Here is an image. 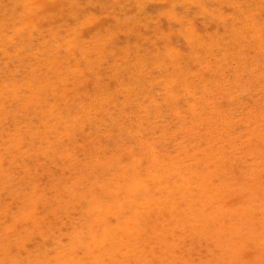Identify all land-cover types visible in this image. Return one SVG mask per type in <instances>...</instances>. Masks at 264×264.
I'll return each instance as SVG.
<instances>
[{
	"label": "rangeland",
	"instance_id": "374dc122",
	"mask_svg": "<svg viewBox=\"0 0 264 264\" xmlns=\"http://www.w3.org/2000/svg\"><path fill=\"white\" fill-rule=\"evenodd\" d=\"M66 1V2H65ZM65 1H63L64 2V8H63V10H58L57 8V11H56V9L54 10V14H51L52 16H54L55 14V16L54 17H50V16H46V17H43L42 19L43 20H45V21H43L42 23H40V25H36V24H33V25H30L31 27L30 28H28V29H30L29 31H27L28 29L26 28V27H29V22L27 21V20H25L26 19V17H22V18H17V13H18V11H19V13H20V10H21V7L23 8V6H21L20 5V7L18 6H16V1L15 0H0V35H1V33L3 34V37L2 36H0V38H2V40L0 41V89L2 88L3 90H0L1 92H0V94L1 93H3V94H5L4 92H6L7 93V95L5 94V95H3L2 94V97L0 96V132L2 133V135L4 136H2L1 135V133H0V158H3V160H4V162L6 163V165L8 166H12L11 168L12 169H14V170H12L10 167H9V169H11L10 171L12 172L13 171V175L11 174H6L5 176H2L3 174H1L0 173V204H2L3 202L6 204H2L3 206H1L0 205V212H1V214H0V224H2V225H0V264H7V262L9 261L10 262V260H11V262L10 263H12V264H22V260H26L27 262H23L24 264H31V262L29 261V260H27L28 259V257L26 258V256H27V253H29V252H31V251H37L38 252V250H39V252H38V254H41L43 251H45L47 254L46 255H43V254H41V255H38L37 254V256H40V257H38L39 258V260H40V263L37 261V256H36V260H34V261H36L37 263L36 264H48V262H50V264H56V260L54 259V257H55V255H56V252H55V249H56V247H54L55 246V243H54V241H53V239L54 238H59V239H61V240H63V244H64V242H66L67 241V239H68V234L69 233H72V232H70V231H72V229H73V224H72V221L74 220L75 222L77 221L78 222V220H79V218L81 217L80 215H82V211L81 210H84V206L86 205V208L85 209H87L88 208V211L92 214V215H94V217L92 216H90V213L88 212V216H90L89 218L92 220L93 218H95V214L93 213V212H97L96 211V207H95V203H96V201H97V198H101L104 194H106V193H103V192H112V189L114 188V187H117V185L118 184H125L126 182H127V180L129 181V180H131V179H134V180H143L144 182L142 183V184H149L151 181H154L153 182V184H155V187H153V185H152V189H153V193H155V192H157V190L158 191H165L164 193L166 194L167 193V191H168V188H169V186L172 184V183H174L176 180V178L173 176V175H171V170H173V169H175L176 168V166L174 165V164H177V163H175V159L178 161L180 158L178 157V158H172L173 157V155H174V157L178 154V153H180L179 151H182V149H185V148H191L192 146H191V144L192 143H194V141L196 140V138L195 137H197V131L198 132H200V139L201 138H203V139H205V136H207L208 135V133H206V131H208V122L210 121V122H212L213 121V124L215 123V125L214 126H217L218 125V128L219 129H221L220 131H224V130H226L225 131V133L227 132V135L225 136V133L224 132H221L222 133V140L223 139H226V140H224V142L222 141V143H226L225 145L223 144L222 146L223 147H225L224 148V154L225 155H231L232 156V158H233V160L236 162H238V160H236V159H239L240 161V163H239V165L240 164H242L241 163V161L243 162V166H242V171H243V169L245 170V168H247V166L252 162V158H251V154H249V152H251L253 149H255V150H258V151H264V146H263V144H264V139L262 140L261 138L262 137H260V135L263 133V131H264V125H257V128H256V124L257 123H254V124H250V126L249 125H246V123L248 122L249 123V121L247 120V119H243V116L245 117V114H241L242 112L243 113H245V111H246V109H243V108H241V110L239 109L240 107L237 105V104H235V102H234V104L233 105H231V113L230 112H228L226 115H228V114H230V115H228V116H226V115H224V112L223 113H221V114H219L218 116H216L215 115V118L213 117V115L211 116L210 115V108L208 109V107H209V105L208 106H204L205 105V103H204V105H202L204 108L205 107H207V109H205L204 110V108H203V112H206V110H208L206 113L208 114H204V113H202L201 114V116H202V118L201 117H199L198 119H195V122H191L192 121V119H193V114H194V105L192 106V108H191V106H189V105H191V104H194L195 103V100L196 99H198L197 98V96H199L200 95V93H198V92H195L194 90H196V91H198V90H204L203 92H202V96H201V99H203V97H204V93L206 94L208 91L207 90H209V91H213V93L215 94V96L217 95V93H216V88L214 89L213 87H212V85L211 86H209V85H207L206 83H204L202 80H203V78L204 77H202V76H205V78H206V76H207V78L209 77L208 75H210L211 73H215V72H217L216 74H219L220 72H219V70L221 69L222 71L224 70L227 74H229V76H230V74H233V70L231 69L232 67H234L233 65L235 64L234 63V60L231 58L232 56L231 55H228L229 54V50L226 48V46H224V45H222V46H224V47H222V46H220V47H222V49L220 48V47H217L216 45L217 44H215L214 42L216 41L217 42V39H219L220 38V41L222 42V44L225 42L226 43V41L227 42H231L232 41V43L234 44L235 42H237L238 40H239V42H237L236 44H238L237 45V48L239 49H244V52H245V54H247L246 52H248V54H249V52L251 51H253L252 49H254L256 46H264V45H261L262 44V42H263V39H264V8L262 7V6H259V4H257V5H255L254 3V8L252 7V6H250L249 5V2H247V0H219L220 2H218V0H201V2L199 1V0H145V1H142L143 2V5H144V3L146 2L147 4H153L152 6H154V8L153 7H150L151 5L149 4V7H148V5L145 3V5L143 6H141L140 7V9L138 8L136 11L139 13V16L138 17H141V15H140V13H142V11H144V9H145V11H144V13H142V16H143V18H138L137 19V16H135V19H137V20H139V21H137V20H135V22H136V25H133V23H131L132 24V27L130 28V27H128V29L126 28V25L124 26L123 24H122V27L121 26H119V28H117V27H112V30H115L116 28L118 29H116L117 30V32L116 31H114L115 32V35H112V33L111 32H109L110 30H108L107 28L109 27V24L108 25H105V26H107V27H105V26H103L104 25V23L106 22H108L110 19H109V17H110V15L112 16L111 17V20H113V16H115L118 20H121L122 21V18L121 17H124L123 15V13H125L126 14V11L124 12V10L123 11H121V9H120V11H118L116 8L118 7V9H119V5H120V3H119V5H117V4H114V2L115 3H118V2H116L117 0H104V2H103V0H101V2H103L105 5H109L108 7H110L109 8V10H108V7L107 8H101V6L100 5H97L98 4V2H97V4H96V6H94V4L96 3L95 2V0H91V1H94V2H90L89 0H74L75 2H76V4L77 5H75V2L73 3V2H71V0H65ZM79 1V2H78ZM88 2L89 1V4L88 3H85V2ZM96 1H100V0H96ZM109 1H110V3H109ZM122 1V0H121ZM215 1H217V2H215ZM223 1V3H221ZM237 1H238V3H237ZM240 1H242V2H240ZM256 1H259V2H261L262 3V1L261 0H256ZM13 2H15L14 4H13ZM108 3V4H106V3ZM113 2V3H112ZM149 2V3H148ZM155 2V3H154ZM167 2V3H166ZM188 2V3H187ZM205 2V3H204ZM85 3V4H84ZM129 3V4H128ZM161 3V4H160ZM166 3V4H165ZM186 3V4H185ZM221 3V4H220ZM232 3V4H231ZM244 3V4H243ZM20 4V3H19ZM73 4H74V6H73ZM100 4V3H99ZM121 4H124V6H125V4H126V9L128 8H130L131 9V7H129L131 4H133V5H131L132 6V9L134 8V9H136L137 7L136 6H134L135 4H134V2H130L129 0H125V2H122ZM225 4V5H224ZM228 4V5H227ZM232 6H231V5ZM249 6H248V5ZM264 3H262V5H263ZM16 7H15V6ZM116 5H117V7H116ZM128 5V6H127ZM177 5V6H176ZM195 5V6H194ZM200 5V6H199ZM222 5V6H221ZM234 5V6H233ZM246 5V6H245ZM252 5V4H251ZM87 6H89V7H87ZM90 6H92L93 7V9L90 7ZM98 6V7H97ZM134 6V7H133ZM202 6V7H201ZM218 6V7H217ZM257 6V7H256ZM75 8V9H77L78 11H76L77 13L79 12V13H81L80 14V16H81V19L78 21L79 23H74L73 22V20H72V22L71 23H73V24H70L69 23V28H70V30H69V28H68V26L66 25V23H68V21H71V20H68L67 21V19H64V18H68V13H70V11H71V8ZM86 7V8H85ZM96 7V8H95ZM171 9H170V8ZM187 7H188V9H187ZM190 7V8H189ZM234 7V8H233ZM243 7V8H242ZM250 7H252V8H250ZM16 8H19V9H16ZM55 8V7H54ZM84 8V9H83ZM88 8V9H87ZM90 8V9H89ZM149 8V9H148ZM150 8H153V9H151L150 10ZM156 8H158L157 10H156ZM167 8V9H166ZM201 8V9H200ZM236 8H237V10H236ZM242 8V9H241ZM94 9H96V10H94ZM101 9L103 10V11H101ZM106 9H107V11H106ZM116 9V10H115ZM133 9V10H134ZM163 9V10H162ZM169 9L171 10V11H169ZM222 9V11H220ZM239 9H240V11H239ZM252 9H253V11H252ZM83 10H84V13H83ZM85 10H89V11H91V12H89V11H85ZM111 10V11H110ZM115 11L114 13H113V11ZM147 10V11H146ZM161 12H159V11ZM188 10V11H187ZM192 10V11H191ZM195 10V11H194ZM206 10V11H205ZM218 10V11H217ZM235 10V11H234ZM245 10V11H244ZM246 10H248V12H250V13H248ZM255 10H257V11H255ZM16 11V12H15ZM22 11V10H21ZM53 11V10H52ZM149 11V12H148ZM157 12V14L156 13H153V12ZM165 11V12H164ZM208 11V12H207ZM234 11V12H233ZM238 11V12H237ZM72 12H74V11H72ZM89 12V13H88ZM101 12V13H100ZM102 12H106V13H102ZM109 12V13H108ZM120 12H122V13H120ZM132 12H134V14H135V11H132ZM147 12H148V14H147ZM171 12V13H170ZM192 12V13H191ZM193 12H194V14H193ZM196 12H197V14H196ZM198 12L200 13V14H198ZM217 12H219V13H217ZM252 12V13H251ZM62 13V14H61ZM100 13V14H99ZM111 13V14H110ZM117 13H119V16H118V14ZM138 13L136 14V15H138ZM146 13V14H145ZM153 13V14H152ZM164 13H166L167 15L166 16H164L165 14ZM170 13V14H169ZM190 13V14H189ZM204 13V14H203ZM227 13V14H226ZM235 13V14H234ZM239 13V14H238ZM242 13V14H241ZM256 13V14H255ZM257 13H258V15H257ZM15 14V15H14ZM66 14V15H65ZM86 14H88L89 15V18L86 16ZM95 14V15H94ZM98 14V15H97ZM103 14V15H102ZM156 14V15H155ZM159 14H161V15H159ZM193 14V15H192ZM239 16H238V15ZM58 15H59V17H58ZM82 15H85V19H84V17H82ZM122 15V16H121ZM144 15L148 18V20H147V22L144 20V19H146V18H144ZM152 15V16H151ZM157 15H159V16H157ZM199 15H200V17H199ZM206 15H207V17H206ZM244 17H243V16ZM257 15V16H256ZM9 16H11V18L14 20H17L18 19V21H17V23L15 22V20L14 21H12V19L10 20L8 17ZM13 16V17H12ZM15 16V17H14ZM19 16V15H18ZM121 16V17H120ZM151 16V17H150ZM156 16V17H155ZM184 16V17H183ZM188 16H191V17H188ZM194 16V17H193ZM235 16V17H234ZM47 17H49L50 18V20H49V18H47ZM56 17V18H55ZM58 17V18H57ZM106 17V18H105ZM153 17H155V18H153ZM157 17H158V20H157ZM182 17H183V19H182ZM187 17L189 18V20L187 19ZM210 17V18H209ZM54 18H55V23L56 24H54L53 23V21H54ZM108 18V20H106ZM125 18V17H124ZM123 18V19H124ZM165 18V19H164ZM202 18H204L203 20H202ZM251 18H252V20H251ZM257 18V20H254V19H256ZM53 19V20H52ZM60 19V20H59ZM98 21H97V20ZM151 19H153V20H151ZM203 21H201V20ZM207 19V20H206ZM232 19H234V21L232 20ZM235 19H237V20H235ZM247 19V20H246ZM260 19V20H259ZM9 20V21H8ZM82 20V21H81ZM89 20H90V24H86L85 22L87 21V22H89ZM106 20V21H105ZM144 20V21H143ZM157 20V21H156ZM183 20V21H182ZM195 20H197V21H195ZM199 20H200V22H199ZM241 20H243L242 22H241ZM10 21L11 22H14V24H12V23H10ZM65 23V26H63V27H61V24H64L63 22ZM85 21V22H84ZM100 21H102V22H100ZM148 21H150V23L148 22ZM152 21H153V23H152ZM156 21V22H155ZM236 21V23H234ZM262 21V22H261ZM45 22V23H44ZM47 22H48V24H47ZM49 22H51V23H49ZM60 22H62V23H60ZM109 22H111V21H109ZM114 22H117V20L114 18ZM134 22V23H135ZM144 22H146V23H144ZM186 22V23H185ZM195 22V23H194ZM226 22V23H225ZM252 22V23H251ZM258 22V23H257ZM261 22V23H260ZM10 23V24H9ZM58 23V24H57ZM60 23V24H59ZM101 23V24H100ZM140 23H144L142 26H143V28H142V26H141V24ZM158 23V24H157ZM181 23V24H180ZM250 23V24H249ZM256 25H255V24ZM16 24H18V25H16ZM95 24V25H94ZM96 24L97 25H101V26H96ZM138 24V25H137ZM206 24V25H205ZM224 24V25H223ZM243 24V25H242ZM245 24H249V25H245ZM258 24V25H257ZM8 25V26H7ZM13 25V26H12ZM41 25H43V26H41ZM51 25H52V27H51ZM55 25V26H54ZM56 25H57V27H56ZM60 25V26H59ZM78 25V26H77ZM88 25V26H87ZM227 25V26H226ZM236 25V26H235ZM254 25V26H253ZM263 25V26H262ZM22 26H25V27H23L24 28V31H25V33L27 34V32H28V35H25L26 36V38L25 39H23V36L24 35H22L24 32H23V28H21ZM75 26H77L76 28H75ZM92 26V27H91ZM114 26H115V24H114ZM147 26V27H146ZM158 26V27H157ZM165 26V27H164ZM190 26H191V28H190ZM223 26V27H222ZM230 26V27H229ZM235 26V27H234ZM243 26H245V27H243ZM247 26H249L248 28H246ZM253 26V27H252ZM2 27V28H1ZM38 27V28H37ZM57 29H56V28ZM95 27L97 28V29H95ZM105 27V28H104ZM125 27V28H124ZM146 27V28H145ZM204 27V28H203ZM228 27V28H227ZM256 29H255V28ZM4 28V29H3ZM19 28H21V30H20V32H18V33H20V34H18V35H20L19 37L17 36V34L15 35V31L17 32L18 31V29ZM33 28H35L34 29V31L36 30H38L37 32L35 31H33ZM37 28V29H36ZM48 28H49V32L50 31H52V32H55V30H56V37L55 36H53V37H55L56 39H58V41L57 40H55V39H53V37H52V35L50 36V33L48 32ZM58 28H59V30H58ZM63 28H64V30H63ZM114 28V29H113ZM142 28V29H141ZM186 28H188V29H186ZM232 28L234 29V30H232ZM237 28V29H236ZM243 28V29H242ZM259 28V29H258ZM263 28V29H262ZM3 29V30H2ZM51 29V30H50ZM83 29H85L84 31H83ZM89 29V30H88ZM107 29V30H106ZM131 29V32L133 31V33L131 34V32L129 31ZM133 29V30H132ZM136 29V30H135ZM139 29V30H138ZM158 29H160L161 31L159 32V30ZM206 29V30H205ZM219 29H221L220 31H219ZM224 29V30H223ZM226 29V30H225ZM235 29H236V31H235ZM241 31H240V30ZM250 29V30H249ZM15 30V31H14ZM61 30H63V31H61ZM66 30H68L69 32L71 31H76L75 33H76V35L78 36V35H80V36H78V40H76L75 42H72L71 43V39H72V37L74 36V34L72 33L71 34V32H70V34H68L69 32H67V34L65 33L66 32ZM87 30V31H86ZM122 30V31H121ZM128 30V32L130 33H127L126 31ZM206 32H208V33H206ZM23 33H22V32ZM35 33V35H33L32 37H34V39L32 38V41L30 40V39H28V41L26 40L29 36H30V33L29 32H31V33H33V32ZM81 31V32H80ZM83 31V32H82ZM198 31L200 32V33H198ZM210 31V32H209ZM224 32V34L225 33H227V34H223V36H220V35H222V33ZM227 31V32H226ZM234 31V32H233ZM244 31V32H243ZM60 32H64V33H61V35L59 34ZM186 32V33H185ZM188 32V33H187ZM220 32H222V33H220ZM229 32V33H228ZM241 32V33H240ZM249 32V33H248ZM33 33V34H34ZM97 33V34H96ZM99 33H100V35H99ZM106 33V34H105ZM116 33H117V35H116ZM136 33V34H135ZM184 35H183V34ZM197 35V33L198 34H200L201 36H199V40H197L196 38L198 37V35L196 36L195 34ZM233 33V34H232ZM235 33V34H234ZM237 33V34H236ZM118 34H120V35H118ZM186 34V35H185ZM187 34H189V35H187ZM194 34V35H193ZM210 34H212V35H210ZM213 34H214V36H213ZM230 34H232V36L230 35ZM63 35L65 36V37H63ZM73 35V36H72ZM95 35H96V40H98V38H100V37H102V39L103 40H105L106 42H104L103 40V43L101 42V43H95L94 42V38H95ZM98 35V36H97ZM130 35V36H129ZM181 35V36H180ZM194 36V39H192V37ZM202 35L203 36H205V39H203L204 37H202ZM207 35V36H206ZM213 36L215 39H213V37H209L208 38V36ZM229 35V36H228ZM237 35H240V36H237ZM241 35H242V37H241ZM72 36V37H71ZM109 36H112V37H114V42H116L117 40H119V41H117L115 44H113V45H115V46H112V43H111V41L109 42V40L107 39V37L109 38ZM179 36V37H178ZM183 36V37H182ZM231 36V37H230ZM234 36V37H233ZM62 37L64 38V39H62ZM120 39H119V38ZM127 37V38H126ZM131 37V38H130ZM145 37V38H144ZM184 37H186V38H184ZM190 39H189V38ZM196 37V38H195ZM207 37V38H206ZM227 39H226V38ZM232 37H233V39H232ZM246 37V38H245ZM254 37V38H253ZM259 37V39H257ZM21 38H22V40L23 41H25V42H23V44H21V45H24V48H18V46L20 45L19 44V40H21ZM40 38V39H39ZM50 39L51 40V38H52V42L51 41H49V40H47V39ZM130 38V39H129ZM225 38V39H224ZM252 38V39H251ZM39 39V40H38ZM62 39V40H61ZM110 39V38H109ZM116 39V40H115ZM196 39V40H195ZM212 39V40H211ZM232 39V40H231ZM247 39H248V41H250V42H246L247 41ZM142 40V41H141ZM162 40V41H161ZM182 40V41H181ZM188 40H190L189 42H191V44L190 43H188ZM191 40H193V41H191ZM207 41L206 43H207V47H206V49L208 50L206 53L204 52V50H203V48H201L202 46H200L199 44V42H205V41ZM211 40V41H210ZM214 40V41H213ZM226 40V41H225ZM241 40V41H240ZM243 40H245V41H243ZM257 40H258V42H257ZM29 41H31V42H29ZM41 43H40V42ZM48 41V42H47ZM65 41V42H64ZM70 41V42H69ZM73 41V40H72ZM78 41V42H77ZM84 41V42H83ZM147 41H149V43H146ZM178 41V42H177ZM196 41H197V43H199V44H197L196 43ZM224 41V42H223ZM235 41V42H234ZM28 44H27V43ZM38 42V44H36ZM69 42V43H68ZM174 42H175V44H174ZM184 42V43H183ZM209 42H211V43H209ZM253 43V45H251L252 43ZM46 43H47V45H46ZM50 43H52L53 44V49L51 50V52L49 51V48H48V46L50 47ZM73 43H75L74 45H77L75 48H72V46H73ZM77 43H80V44H77ZM96 44V46L97 47H101L100 49H103V53L101 54V57H104V59L102 58V60H101V58H100V60H96V61H94V59H95V54H94V50L96 49L95 48V44ZM107 43V44H106ZM117 43H122V45L120 46L119 44H117ZM126 43V44H125ZM128 43V44H127ZM130 43H132V45L135 47V48H137V49H133L134 47H131V44ZM185 43H187V45L185 44ZM196 43V44H195ZM248 45H247V44ZM250 43V44H249ZM255 43V44H254ZM259 43H261V44H259ZM7 44H9L8 46H7ZM41 44H43V45H41ZM45 44V45H44ZM72 46H71V45ZM98 44V45H97ZM106 45V47H107V45L109 46L110 44V47H105V46H102V45ZM129 44H130V46H129ZM241 44L243 45L242 46V48H241ZM259 44V45H258ZM11 45V46H10ZM20 45V46H21ZM28 45V46H27ZM36 45V46H35ZM41 45V46H40ZM60 45V46H59ZM62 45H64L63 47H65V48H63L62 47ZM69 45V46H68ZM91 45V46H90ZM141 45H142V47H141ZM182 45V46H181ZM192 45L195 47V49H193L194 47H192ZM197 45V46H196ZM235 45V44H234ZM252 47H250V46ZM5 46V47H4ZM6 46H7V48H6ZM26 46V47H25ZM94 46V47H93ZM117 46V51L115 50L116 48H113L114 49V51L115 52H117L116 53V55L117 54H119L120 55V61H117V60H119V58L118 59H116V60H114L113 61V59H115V58H117V57H119V55L118 56H115V54H113V53H115V52H113V53H111V48L112 47H116ZM120 48H119V47ZM125 46H127V47H125ZM144 46V47H143ZM161 46V47H160ZM177 46H179V47H177ZM217 48H216V47ZM236 46V45H235ZM245 46H246V48H245ZM248 46H249V48H248ZM55 47H57V48H55ZM105 48V50H104V48ZM123 47H125L126 48V50H127V48H129V47H131V49L133 50V51H139V53H138V51H137V54H138V59L137 58H135L134 57V54H133V56L131 55L132 54V51H130L131 53H130V55L132 56H129V57H131V58H127L125 55L127 54H129V51H126L127 53L125 54V49L123 48ZM159 47V48H158ZM164 47V48H163ZM167 47H169V48H167ZM182 47V48H181ZM184 47V48H183ZM187 47V48H186ZM200 47V48H199ZM214 47V48H213ZM259 47H257V49H260ZM43 48V49H42ZM61 48V49H60ZM68 48V49H67ZM70 48H72L71 50H69ZM109 48H110V50H109ZM122 48V49H121ZM140 48V49H139ZM143 48V49H142ZM163 48V49H162ZM174 48V49H173ZM190 48V49H189ZM197 48V49H196ZM212 48H213V50H212ZM216 48V49H215ZM219 48V49H218ZM251 48V49H250ZM21 49H23L22 51H20ZM57 49V50H56ZM121 49V51H119ZM141 49H142V51H141ZM144 49H147V50H149V51H145V53H147L148 55H147V57H148V61H151L150 60V58H151V56H153L154 54H155V51H156V49H157V51H156V53H160V51H161V57L162 58H160L161 60H159V63H160V68L162 69V71L160 72V70L158 69V68H153V67H151L150 66V64L148 63V64H146L145 65V67L147 66L148 68H146V71L147 72H145V73H149V74H151L152 73V75L151 76H153L154 75V80H157V79H155V77H159L160 75H162V74H170L169 76H171V77H175V75L177 76V75H179V74H184L185 75V73L188 71V72H191V74L190 73H186V75L185 76H187V77H189L188 78V80H187V84L186 85H182V86H179V89H178V91H179V93H178V91H177V88L176 89H174V92L176 93H174L173 91H172V89L170 88V85L168 86L166 83H164V86H163V84L161 85L160 84V86L158 87V84H153L152 85V83H150V81H151V79H153L152 77H146V78H148L149 80H146V78H144L143 80H144V82H145V80H146V82H145V86L148 88L147 90V94L148 95H150L151 97H148V101L149 100H152L153 102H154V104H157V105H155V107L157 106L159 109H157V110H155L154 109V112L151 114L150 112L148 113V111L147 110H145V112L144 111H141V112H139V113H136V115H138V119H132L131 120V118H129V116L131 115V113L135 110V109H137V108H139V107H137V106H133V107H128V106H126L125 105V95H122V94H126L125 93V91H124V93H122V94H120V95H118L119 97H117L116 98V96H117V94L115 93L116 92V89H117V83L113 80V74H117V75H120L121 74V76L123 77V78H125V80H126V83L129 81L128 79H130V76H129V78H128V72L130 71V70H128V69H131V68H133L132 70H133V72L134 73H137V71H139V70H137L138 69V61L137 60H139V55L142 53V52H144L143 50ZM155 51H154V50ZM158 49H159V51H158ZM166 49H167V51H166ZM200 49H202V50H200ZM218 49V50H217ZM44 50H47L46 52L44 51ZM66 50V51H65ZM108 50L110 51V52H108ZM153 50V51H152ZM163 50V51H162ZM186 52H185V51ZM191 50V51H190ZM210 50V51H209ZM212 50V51H211ZM246 50H249V51H246ZM19 51H20V53H19ZM43 51V52H42ZM54 51H56V52H58L57 54L58 55H60L61 57H62V59H63V61L65 62V61H67V59L69 60V65H71V64H73V65H71V66H69L66 62L65 63H63V64H66V65H63V66H61V70H63V67H67V65L69 66V67H73L74 69H75V71H76V73H77V75H74L75 73V71H73L72 69H71V72L72 73H74V74H70V75H67V73H65V71H67L66 69H64L63 71H64V73H62L63 71H60V73H58V74H60L59 76H58V74H56V73H54L53 71H52V69L50 70V67L52 68V66L53 65H51L52 64V62H53V60L51 59L52 57L54 58V56H57V55H55L56 54V52H54ZM71 53H70V52ZM104 51L106 52L105 54H104ZM151 51L152 52H154L153 54L151 53ZM199 51V52H198ZM22 52V53H21ZM48 52V53H47ZM120 52V53H119ZM135 52H133V53H135ZM178 52V53H177ZM184 52V53H183ZM188 52H190V53H193V54H188ZM196 52V53H195ZM215 52H216V54H215ZM52 53V54H51ZM71 54V56H69L70 54ZM110 53V54H109ZM151 55H150V54ZM182 53V54H181ZM201 53V54H200ZM204 53H205V55H204ZM209 53V54H208ZM214 53V54H213ZM82 54H84V56H86V57H84V59H79L80 60V62L78 61H76V60H74L75 58H77V57H79V58H81V55ZM86 54V55H85ZM106 54H107V56H106ZM123 54H125L124 56H123V58L124 57H126V59H122L121 58V56L123 55ZM169 54H173L172 55V57H170L171 55H169ZM212 54V55H211ZM227 54V55H226ZM50 55V56H49ZM52 55V56H51ZM87 55H89V56H87ZM93 55V56H92ZM104 55V56H103ZM112 57H111V56ZM114 55V56H113ZM142 55V54H141ZM140 55V56H141ZM164 55V56H163ZM178 55V56H177ZM191 57V60L192 61H190V57ZM193 57H192V56ZM46 56H48L47 57V59L45 58V60H43L44 59V57H46ZM60 56H58L59 58H60ZM77 56V57H76ZM92 56V57H91ZM149 56H150V58H149ZM197 57V58H195V57ZM206 56V57H205ZM210 56V57H209ZM67 59H66V58ZM75 57V58H74ZM114 57V58H113ZM188 57V58H187ZM209 57V58H208ZM216 58V60H215V58ZM223 57V58H222ZM72 58H74V59H72ZM136 59V62H134L135 61V59ZM174 58V59H173ZM180 58V59H179ZM186 58H187V60H186ZM221 58H222V60H221ZM66 59V60H65ZM90 59L92 60V61H94V62H92V61H90ZM130 59H132V62H131V60ZM152 59V58H151ZM167 59V60H166ZM217 59H219V60H217ZM26 60H27V62H26ZM72 60V61H71ZM124 60V61H123ZM128 61L127 62V64L129 63V65H125V63H126V61ZM130 60V61H129ZM179 60V61H178ZM189 60V61H188ZM209 60L211 61V62H209ZM231 60V61H230ZM46 61V62H45ZM48 61V62H47ZM88 62V63H92V64H88V63H85V62ZM90 61V62H89ZM172 61H173V63H172ZM178 61V62H177ZM205 61H207V62H205ZM218 61V62H217ZM230 63H229V62ZM26 62V63H25ZM70 62H71V64H70ZM75 62V63H74ZM77 62V63H76ZM83 63V64H79V63ZM116 62V63H115ZM117 62H120V66H123V65H125V67L123 66V68L124 69H122V67L121 68H119L120 66H118L119 64L117 63ZM125 62V63H124ZM169 62V63H168ZM175 62H177V64H175ZM43 63V64H42ZM47 63V64H46ZM95 63V64H94ZM115 63V64H114ZM124 63V64H123ZM133 63H137L136 65H137V67H136V65H134ZM168 63V64H167ZM187 63V64H186ZM191 63V64H190ZM200 63V64H199ZM210 64L209 65V68L210 69H207L208 68V65H206V64ZM215 63V64H214ZM225 63V64H224ZM48 64H50V65H48ZM77 66H76V65ZM133 64V65H132ZM167 64V65H166ZM228 64H230V65H228ZM89 65V66H88ZM98 65V66H97ZM131 65L132 66H134V67H131ZM149 65V66H148ZM201 65L203 66V67H201ZM225 67H224V66ZM226 65H228V66H226ZM231 65H232V67H231ZM47 66H48V68H47ZM50 66V67H49ZM97 66V67H96ZM165 66V67H164ZM171 66H173V67H171ZM205 66V67H204ZM220 68H219V67ZM118 67V68H117ZM144 67V68H145ZM169 67V68H168ZM181 67V68H180ZM197 67H198V69H200L201 70V72L197 69ZM215 67V68H214ZM217 67V68H216ZM223 67V68H222ZM229 67V68H228ZM231 67V68H230ZM37 68V69H36ZM184 68H186L187 70H185ZM188 68H189V70H188ZM191 68V69H190ZM212 68V69H211ZM36 69V70H35ZM114 69V70H113ZM122 69V70H121ZM135 69V70H134ZM169 69V70H168ZM175 69V70H174ZM178 69V70H177ZM181 69V70H180ZM217 69V70H216ZM219 69V70H218ZM228 69V70H227ZM84 70V71H83ZM131 70V71H132ZM137 70V71H136ZM165 70V71H164ZM205 70V71H204ZM208 70H210V72L208 71ZM214 70H215V72H214ZM220 70V71H221ZM49 71V72H48ZM51 71H52V73H51ZM115 73H114V72ZM126 71V72H125ZM151 71H153V72H151ZM183 71V72H182ZM186 71V72H185ZM228 71H230V73H228ZM47 72V73H46ZM82 72H84V73H82ZM163 72V73H162ZM171 72V73H170ZM173 72H175V75L174 74H172ZM182 72V73H181ZM199 73L198 75V78H197V75H195L196 73ZM206 72V73H205ZM62 73V74H61ZM162 73V74H161ZM209 73V74H208ZM41 74H43V75H41ZM137 74H139V72L137 73ZM194 74V75H193ZM206 74V75H205ZM38 75H39V77H38ZM57 75V76H56ZM64 75V76H63ZM79 75V78L78 77H74V76H78ZM158 75V76H157ZM43 76V77H42ZM68 78H66V77ZM73 76V77H72ZM34 77V78H33ZM37 77V78H36ZM52 77H53V79H52ZM56 77V78H55ZM59 77V78H58ZM193 79H192V78ZM195 77V78H194ZM62 78H65L66 79V81L67 82H65V79L63 80ZM72 78V79H71ZM138 78V77H137ZM140 78V77H139ZM151 78V79H150ZM201 78H202V80H201ZM204 78V79H205ZM26 79V80H25ZM34 79H36L37 81H35ZM48 79V80H47ZM192 79V80H191ZM195 79V80H194ZM198 79V80H197ZM25 80V81H24ZM58 80V82H56ZM68 80H70V81H68ZM74 80V82H72ZM85 80V81H84ZM100 80V81H99ZM134 80V79H133ZM132 80V81H133ZM202 82H201V81ZM7 81H9V82H7ZM27 81V82H26ZM54 81V82H53ZM100 84V85H103L104 86V88L106 87V90L103 92V86H97V82ZM149 81V82H148ZM199 82V84L197 85V86H199V89L197 90V89H194L193 91L191 90V87H190V85L191 84H193V83H196V82ZM40 84H38V83ZM41 82V83H40ZM65 82V83H64ZM130 82V81H129ZM141 82H142V80H141ZM152 82V81H151ZM190 82V83H189ZM197 82V83H198ZM8 84V86H5L6 84ZM49 83V84H48ZM71 83V84H70ZM116 83V84H115ZM204 83V84H203ZM5 84V85H4ZM11 84V85H10ZM22 84H24L23 85V87H21L22 86ZM37 85V86H35V85ZM42 84V85H41ZM45 84V85H44ZM62 84V85H61ZM21 85V86H20ZM64 88H62L61 86ZM157 85V86H156ZM187 85H189L188 87H186ZM202 85H205V86H203L202 87ZM11 88H10V87ZM18 86H20V87H18ZM34 86V87H33ZM53 86V87H52ZM57 86H58V88H57ZM128 86V85H127ZM127 86H125V88L126 89H128V87ZM166 86H168L167 88H166ZM3 87H6V90H4L5 88H3ZM15 87H17V89H20V88H23L22 90H18V92H17V89L15 88ZM42 89H41V88ZM44 87V88H43ZM114 87H116V88H114ZM157 87V88H156ZM161 87V88H160ZM183 87V88H182ZM190 87V88H189ZM206 87V88H205ZM208 87H209V89H208ZM212 87V90H210V88ZM7 88H8V90L9 91H7ZM78 88V89H77ZM83 88V89H82ZM188 88H189V90H188ZM44 89H48V90H45L44 91ZM97 89V90H96ZM157 89H161L160 91L159 90H157ZM181 89H183V90H181ZM187 89V90H186ZM11 90V91H10ZM12 90L14 91V95H13V93H10V92H12ZM36 90H38V91H36ZM44 91L43 93H42V91ZM152 90V91H151ZM173 92L172 94H170V93H168V92ZM19 91H22V92H20V95H18L19 94ZM24 91V92H23ZM41 91V92H40ZM48 91V92H47ZM108 91V92H107ZM181 91V92H180ZM205 91H207V92H205ZM8 92H9V94H8ZM18 93V94H16V93ZM35 92V93H34ZM38 92H40L39 94H37ZM77 92V93H76ZM118 92V91H117ZM123 92V91H122ZM218 92V91H217ZM22 93V94H21ZM30 93V94H29ZM48 93V94H47ZM161 95H160V94ZM196 93H198L197 94V96L196 95H194V94H196ZM243 93V92H242ZM241 93V94H242ZM246 92H244L241 96H243V95H245L244 97H243V100L248 104V105H254V101H253V98L252 97H250V96H248V95H250V93H248V94H245ZM37 96H36V95ZM70 94V95H69ZM94 94H98L101 98H103V100L104 99H106V108L103 110L104 112H102L101 113V107H100V104L99 103H94V101H92L91 100V98H89L91 95L93 96ZM109 95V96H105V95ZM173 94H175V96L173 95ZM223 94V92H221L220 93V95H222ZM263 95H264V93H262ZM261 94V95H262ZM49 97H48V96ZM67 95V96H66ZM72 95V96H71ZM169 95V96H168ZM173 96V97H171V96ZM207 95V94H206ZM220 95H219V92H218V96L220 97ZM247 95V96H246ZM260 94L259 95H257V97H260L261 96ZM15 97V98H13V97ZM33 96H34V98H36V101L39 99V96H41L40 97V99L38 100V102L39 103H41V104H36V101H35V99H33ZM56 96V97H55ZM62 96V97H61ZM79 96H81V97H83V98H85V101L84 102H86V106H84V105H82V106H84L83 108H81V109H79V110H82L81 112H83L84 114L82 115V113H81V117L83 118V122L84 123H86V125H85V127H83V126H80V125H75V126H72V121H71V119L72 120H75V118H77L78 116H74V115H76L75 114V112H77L78 110V108H74V106H76L77 107V105H74L73 107H72V109L68 112L67 110V105H66V103H65V101L67 100H69V97L71 98L70 100H71V102L73 101V100H75V99H78L77 100V102L76 103H79L80 102V99L81 98H79ZM112 96V97H111ZM153 96V97H152ZM194 96H196V97H194ZM217 96V97H218ZM9 97H12V98H10L9 99ZM45 97V98H44ZM74 97V98H73ZM165 97H170L171 99H173V103H172V105L174 106V107H169V106H167L168 104L167 103H165ZM184 97L186 98V100H184ZM190 97V98H189ZM192 97V98H191ZM247 97H250L249 99H251V100H249ZM23 98H24V100H23ZM26 98V99H25ZM29 98V99H28ZM47 98V99H46ZM66 98V100H64V99ZM68 98V99H67ZM97 98H99V97H97ZM114 98V99H113ZM163 98V99H162ZM180 98V99H179ZM9 99V100H8ZM44 101V99H45V101L43 102L42 100ZM116 99V100H115ZM128 99H130V98H128ZM183 101H182V100ZM192 99V100H191ZM12 100V101H11ZM13 100H15L14 102H13ZM25 100H27V101H25ZM29 100V101H28ZM62 100H64V101H62ZM69 100V101H70ZM179 100V101H178ZM191 100V101H190ZM216 100L218 101V100H220L219 98H216ZM18 101V102H17ZM20 101H21V103H20ZM34 101V102H33ZM41 101V102H40ZM185 101H188L186 104H185ZM251 101H253V102H251ZM264 101V100H263ZM23 102V103H22ZM27 102H31L30 103V105H22V104H25V103H27ZM62 102V103H61ZM179 102H181V103H178ZM184 102V103H183ZM21 105H20V104ZM33 103H35V104H33ZM44 103V104H43ZM190 103V104H189ZM166 105L167 107H165L164 105ZM178 104V105H177ZM34 105V106H33ZM177 105V106H176ZM198 105H200V104H198ZM10 106V107H9ZM108 106H109V108H108ZM126 106V107H125ZM184 106V107H183ZM189 106V107H188ZM249 106V107H250ZM53 109H52V108ZM59 107L61 108V109H59ZM175 107H176V110H175ZM179 107H181V108H179ZM161 108V109H160ZM172 109V111L173 110H175L176 112H170L171 111V109ZM259 106H257V109L259 110ZM84 109V110H83ZM165 111H164V110ZM168 109H170V110H168ZM178 109V110H177ZM180 109V110H179ZM186 109V110H185ZM189 111H188V110ZM200 109V111H202L201 110V108H199ZM236 109V110H235ZM238 109V110H237ZM44 110V111H43ZM51 110V111H50ZM163 110V111H162ZM166 110H168L167 112L169 113V116L167 115V117H166V114L165 113H167L166 112ZM185 110V111H184ZM192 112H191V111ZM234 110H235V112L237 113H235L234 112ZM244 110V111H243ZM73 111V112H72ZM147 111V112H146ZM160 111V112H159ZM179 111H181V112H179ZM165 112V113H164ZM186 112H188V113H186ZM233 112V113H232ZM45 115H44V114ZM70 113H72V114H70ZM154 113H159L158 115L157 114H155V116H154ZM176 113V114H175ZM181 113V114H180ZM150 114V115H149ZM161 114V115H160ZM170 114H172V115H170ZM181 115V117L179 116V115ZM235 114V115H234ZM177 115V116H176ZM243 115V116H242ZM141 116V117H140ZM149 116H151V117H149ZM166 118H165V117ZM184 116L186 117L185 118V120H181V119H184ZM192 116V117H191ZM209 116V117H208ZM210 116H211V118H210ZM234 116H235V118H234ZM240 116H242V118L240 117ZM101 117H103L105 120H106V122H107V124L109 125V126H113V127H115L116 129H118V133H119V135H121V138L123 139V141H122V143H124V142H126V144H127V147H126V144H125V147H126V149L124 148V145L123 146H121L122 147V150H121V152H118L119 154L120 153H122V155H123V158L120 156L119 158L118 157H116V156H118V154H117V151L116 150H114L113 151V154H112V152H109V151H107L106 152V154H107V156L106 155H104L105 154V152L104 153H102L101 155H100V153L98 154V152H94L93 153V151H94V149H93V146H94V143H92L91 141H89V138L87 137V133L88 132H90V131H92L91 132V134H89V135H92L93 137L94 136H96L97 135V142L99 141V140H101L108 148H110L115 142L113 141V140H111V139H108V136H104V135H102L101 133H97V129H98V126H99V122H98V119L99 118H101ZM155 117V118H154ZM177 117H179L178 119H177ZM223 117V118H222ZM225 117V118H224ZM241 118L240 119V121L238 120L239 118ZM141 118V119H140ZM150 118V119H149ZM157 118V119H156ZM161 118V119H160ZM191 118V119H190ZM206 118V119H205ZM212 118L214 119V120H212ZM217 118V119H216ZM117 119L118 120H120V124H119V126L118 125H116V121H117ZM154 119V120H153ZM174 119V120H173ZM182 121V122H180V120ZM188 119V120H187ZM190 119V120H189ZM207 119H208V121H207ZM210 119V120H209ZM216 119V120H215ZM221 119V120H220ZM226 119V120H225ZM175 120H177V121H175ZM202 120V121H201ZM212 120V121H211ZM225 120V121H224ZM238 120V121H237ZM245 122H244V121ZM23 121V122H22ZM25 121V122H24ZM47 121V122H46ZM137 121V122H136ZM140 121V124L141 123H144L142 126L140 125V124H138V122ZM233 121H235V122H233ZM28 122V123H27ZM187 122V123H186ZM229 122V123H228ZM241 122H244V124L242 123L241 124ZM27 123V124H26ZM56 123V124H55ZM90 123V124H89ZM181 123H183V124H181ZM186 123V124H185ZM222 123V124H221ZM226 123V124H225ZM232 123H233V125L235 126V128H234V126H233V128L235 129V130H233V131H231V129H233L232 128ZM235 123V124H234ZM140 125V130H139V132H138V134L137 133H135V130H136V126L135 125ZM197 124V125H196ZM206 124H207V126H206ZM221 124V125H220ZM231 124V125H230ZM238 124H240V125H238ZM186 125V126H185ZM194 125H196V127H195V129H196V132H195V135H194V137H193V133H191L188 129L190 128V127H192V126H194ZM242 125H243V128H241L242 127ZM144 126V127H143ZM184 126V127H183ZM188 126V127H187ZM228 126H231V127H228ZM249 126V127H248ZM258 126H259V128H258ZM263 126V127H262ZM75 127V128H74ZM83 127V128H82ZM94 127H96V128H94ZM188 129H187V128ZM203 127V128H202ZM228 127V128H227ZM261 127V128H260ZM34 128H35V130H36V132L35 133H32L31 131H33L34 130ZM55 128V129H54ZM79 128H81V129H79ZM18 129V131H16ZM198 129V130H197ZM230 129V130H229ZM243 129H249L248 131L247 130H243ZM261 129H262V132H261ZM34 130V131H35ZM54 130V131H53ZM74 130V131H73ZM146 130L149 132L148 133V135L146 134L147 132H146ZM237 130V131H236ZM251 130V131H250ZM38 131H40V133H38ZM96 131V132H95ZM183 131V132H182ZM186 131V132H185ZM234 131H236V134H238V138H239V140H238V138H236V143H237V145H238V141L240 142L239 144H240V146H239V148L238 149H235L234 148V146L232 147V145H233V143H231L230 142V137L233 135V132ZM246 131H247V134H246ZM52 132V133H51ZM54 132V133H53ZM56 132V133H55ZM128 132H130V134L128 133ZM146 132V133H145ZM238 132V133H237ZM245 134H244V133ZM71 133H73L72 135H71ZM187 133H188V135H187ZM217 132H215V134H216ZM229 133H232V135L230 136V137H228V134ZM243 133V134H242ZM260 133V134H259ZM21 134L23 135V137L25 138H23V143H22V145H23V147H22V145H21V147L23 148V149H21V147H19L20 149H18V147L16 146V145H19V144H17V139L21 136ZM40 134V135H39ZM42 134H43V136H42ZM145 134V135H144ZM190 134H192L191 135V137H190ZM205 134V135H204ZM207 134V135H206ZM235 134V132H234V135L233 136H237ZM48 135V136H47ZM52 135V136H51ZM60 135V136H59ZM129 135H134V136H132V138H130L131 136H129ZM184 135H186V136H188L187 138H186V136H184ZM202 135H204V136H202ZM243 135V136H242ZM244 135H245V137H244ZM247 135V136H246ZM249 135H251V136H249ZM45 136H46V138H45ZM202 136V137H201ZM240 136V137H239ZM253 136H254V139H253ZM261 136H263V138H264V135L262 134ZM41 137H43V140H41L42 138ZM51 137H53V138H51ZM70 137V138H69ZM207 137H209V135L207 136ZM213 139H212V141L214 140V139H217V134L216 135H213ZM13 140V139H15V141H12L11 139ZM44 138H45V140H44ZM88 138V139H87ZM130 138V139H129ZM172 138H174V139H172ZM188 138H190V139H188ZM7 139H9L10 141H12V143H14L15 142V144H11L10 145V143H9V146H11V147H13L12 148V150H11V152L13 151V153H11L9 150L11 149H7V146H6V141H7ZM67 139H69V140H67ZM94 139L96 140V138L94 137ZM158 139V140H157ZM195 139V140H194ZM203 139H201V140H203ZM240 139H241V141H240ZM253 139V140H252ZM6 140V141H5ZM26 140V141H25ZM31 140V141H30ZM34 140H35V143H32V142H34ZM157 140V141H156ZM238 140V141H237ZM256 140V141H255ZM42 141H44L43 143H42ZM63 141V142H62ZM127 141H128V143H127ZM171 141H173L172 143H171ZM184 141H186V142H184ZM193 141V142H192ZM226 141V142H225ZM227 141H228V143H227ZM246 141V142H245ZM250 141V142H249ZM30 144H29V143ZM50 142V143H49ZM59 142H61L60 143V147H58L59 146V144H57V143H59ZM153 142H155L156 144H158V145H163L164 144V146L166 147V152L164 153V152H161V151H159L157 148H154V145H153ZM188 142V143H187ZM215 142V140L213 141V143ZM218 142H221V140L220 139H217L216 140V143L218 144V146H219V144L220 143H218ZM243 142H244V144H243ZM49 143V144H48ZM56 143V144H55ZM69 143V144H68ZM187 145H186V144ZM231 145H230V144ZM242 143V144H241ZM246 143V144H245ZM260 143V144H259ZM28 144V145H27ZM52 144V145H51ZM62 144H64V145H62ZM66 144V145H65ZM85 144H87V145H85ZM139 144V146H137V145ZM183 144H185V145H183ZM203 144V143H202ZM25 145H27V147L25 146ZM30 145H32V146H30ZM55 145H58V146H55ZM110 145V146H109ZM152 145V146H151ZM206 145V144H205ZM204 144L202 145L203 147L205 146ZM221 145V144H220ZM226 145H228V146H226ZM241 145H243V146H241ZM247 145V146H246ZM255 145V146H254ZM257 145V146H256ZM262 145V146H261ZM15 146V147H14ZM50 146H54V147H52L53 149H54V151L56 152V155L54 154V155H52V157L51 156H49L50 154L48 153L49 151L48 150H50V149H52ZM66 146V147H65ZM69 146H71V147H69ZM145 147L144 149H142V147ZM149 146V147H148ZM188 146V147H187ZM191 146V147H190ZM217 145H216V147H218ZM231 148H230V147ZM30 148V147H32L33 149H32V151L34 150L35 151V153L34 152H32L34 155H37L38 153V155H37V157H35V158H33V159H38L35 163H31V162H29V161H24V160H22L23 158V153L26 151V149L27 148ZM55 147H58V148H55ZM70 148V149H68V148ZM171 149H170V148ZM175 147V148H174ZM184 147V148H183ZM203 147H201V148H203ZM228 147V148H227ZM241 147V148H240ZM247 147V148H246ZM28 148V149H29ZM177 148V150H175ZM180 148V149H179ZM27 149V150H28ZM38 149V150H37ZM56 149H57V151H56ZM61 149V150H60ZM127 149H130V150H128L127 151ZM147 149H151V150H149V153H150V157H149V155H147L145 152H147ZM207 149V148H206ZM219 152H221L222 153V149L223 148H221V146H219ZM244 149V150H243ZM37 150V151H36ZM41 150V151H40ZM174 152L173 154H172V151ZM179 150V151H178ZM192 149H190V151H191ZM217 150V149H216ZM225 150L229 153H225ZM231 150V151H230ZM236 150V152L234 153V151ZM7 153H6V152ZM10 152V154H9V152ZM116 151V152H115ZM123 151L124 152H126V154L125 153H123ZM129 151H133V153H129ZM145 151V152H144ZM193 151H194V149H193ZM244 151H247V152H244ZM249 151V152H248ZM137 152V153H136ZM157 152L158 153H161V155L160 154H157ZM192 152V151H191ZM231 152H233V153H231ZM239 152H240V154H239ZM14 153H15V156H14ZM48 153V154H47ZM96 153V156L94 155ZM138 154V155H136V154ZM144 153V154H143ZM231 153V154H230ZM236 153H238V155L236 154ZM249 155H248V154ZM9 154V155H8ZM13 154V155H12ZM53 154V153H52ZM92 154H93V156H92ZM115 154V155H114ZM142 156H141V155ZM172 154V155H171ZM233 154V155H232ZM93 157V159L94 160H92V158H91V160H89L90 159V157L91 156ZM97 155H98V158L100 159V158H104V159H101V161H103V162H105L104 164L106 165V166H104V167H102V165H104L103 164V162H100V163H98V161H100L98 158V160L95 158V157H97ZM108 155H110V156H112V157H109ZM113 155H114V157H113ZM144 155H145V157H144ZM158 155H159V157H158ZM162 155H165V157H167V158H165L166 159V161H172L171 159H173V161L172 162H170V163H166V165H165V162L163 161V164H162V160L164 159V157H162L161 158V156ZM238 156V158L236 157L235 158V156ZM244 155V156H243ZM245 155H247V156H245ZM2 156V157H1ZM14 156V157H13ZM140 156V157H139ZM230 156V157H231ZM5 157V158H4ZM11 157V158H10ZM51 157V158H50ZM107 157V158H106ZM111 159L110 161L108 160L109 158ZM177 157V156H176ZM247 157V158H246ZM250 159H249V158ZM8 158H9V160H11V161H9L8 160ZM116 158H118L117 160H115ZM148 158V159H147ZM159 158H161L160 160H159ZM122 159V160H121ZM248 159V160H247ZM8 160V161H7ZM15 160V161H14ZM26 160V159H25ZM95 161L96 162V164L95 163H90V168L91 169H89L88 167H89V163H87V164H85L87 161ZM108 160V161H107ZM148 160V161H147ZM250 160H251V162H250ZM12 161H14V162H12ZM63 161V162H62ZM107 161V162H106ZM233 161V162H234ZM245 161V162H244ZM116 162V163H115ZM147 162H148V164H147ZM157 162L158 163H160V164H162V167L163 168H165V170L160 166V164H157ZM174 162V164L172 165V163ZM208 162H209V160H208ZM233 163V165H235L234 166V168L236 167V165L238 164L237 162V164L236 163ZM250 162V163H249ZM125 165H124V164ZM207 163V160H206V162H205V164ZM246 163V164H245ZM44 164V165H43ZM101 166H100V165ZM168 164V165H167ZM209 164V163H208ZM88 165V166H87ZM133 165V166H132ZM140 165V168L138 167ZM146 165V166H145ZM165 165V166H164ZM214 164H209V166L210 167H214V168H211L210 169V167H209V169H210V171H213V169H215V165L213 166ZM93 166V167H92ZM94 166H95V168H94ZM100 166V167H99ZM116 166H118V167H116ZM143 166H145V168H144V170H142L143 168L142 167ZM158 166H160L161 167V169H160V171L161 172H163V173H161L160 171L159 172H157L158 171V169L160 168V167H158ZM168 166H171V168H168ZM111 168L110 170L109 169H107V170H109V171H107V170H105L106 168ZM121 169H120V168ZM133 167V168H132ZM77 168H79L80 170H86V176H87V173H88V176L85 178L84 177V179L86 180V181H84L83 180V177H82V175H77L78 173L79 174H81V172H79V169H78V173L76 174L75 172L77 171L76 169ZM98 168V169H97ZM105 168V169H104ZM130 168V169H129ZM142 168V169H141ZM166 168L168 169V170H166ZM181 169H183L184 170V167H180ZM239 169L240 167H236V169ZM89 169V170H88ZM94 169V170H93ZM122 169H123V171H122ZM141 169V170H140ZM147 169V170H146ZM181 169H179L180 171H181ZM237 169V172H239V170ZM240 169V170H241ZM92 170V171H91ZM118 170V171H117ZM122 171V173L120 174V176H118V173H119V171ZM131 171V173L133 174V175H131L130 174V171ZM182 170V171H183ZM10 171H7V172H10ZM89 171V172H88ZM95 173H94V172ZM97 171H98V173H97ZM101 171H102V173H104V172H106L107 171V174L109 175V173H110V175L108 176L107 174H101ZM104 171V172H103ZM115 171H117V172H115ZM125 171V172H124ZM128 171H129V174H130V176L128 175ZM167 171H169V173L167 172ZM241 171V172H242ZM90 172L92 173V175L94 176H92L91 177V174H90ZM109 172V173H108ZM114 172V173H113ZM134 172V173H133ZM142 172H143V174H142ZM168 174H167V173ZM171 172V173H170ZM19 173V174H18ZM98 174V175H101L100 177L99 176H97V175H94V174ZM113 173V174H112ZM126 173V174H125ZM146 173L147 174H150V175H148V176H146ZM165 173V174H164ZM216 173V175H217V171L215 172ZM49 174H50V176H49ZM52 174V175H51ZM89 174H90V177H89ZM114 174H117L116 176L114 175ZM136 174V175H135ZM137 174H138V176H137ZM167 174V175H166ZM173 174V173H172ZM104 175V176H103ZM112 175V176H111ZM164 175H165V177H167L168 179H166L165 180V177H164ZM170 175H171V177H170ZM53 176H55V177H53ZM106 176V177H105ZM107 176H108V178H107ZM114 176V177H113ZM118 176V177H117ZM124 176L125 177H128L127 179L126 178H124ZM174 178H173V177ZM21 177V178H20ZM48 177H50L49 179H50V181L48 180ZM80 177V178H79ZM98 177V178H97ZM101 177H102V180H101ZM105 177V178H104ZM124 178V179H122V178ZM149 177V178H148ZM54 178H57V179H54ZM72 178V179H71ZM88 178V179H87ZM95 178V179H94ZM121 178V179H120ZM162 178H164V180H161ZM173 178V179H172ZM39 179V180H38ZM41 179V180H40ZM54 179V180H53ZM80 180V186H79V184L77 183V180ZM106 180V182L105 183H102V181L104 182L105 180ZM108 179V180H107ZM126 179V181L124 182V180ZM170 179H171V182H170ZM19 180V181H18ZM31 180V181H30ZM34 180V181H33ZM119 180V181H118ZM121 180V181H120ZM149 180H151L150 182H149ZM168 180H169V182L171 183H169L168 182ZM39 181V182H38ZM96 181V182H95ZM111 181H112V183H111ZM163 181V182H162ZM30 182V183H29ZM49 182V183H48ZM56 182V184H57V182H59V184H57V186H56V184H55V186H56V189L57 188H59V190L58 191H56L55 190V188H54V184L53 183H55ZM74 182H76V184H78V185H75V183ZM79 182V181H78ZM86 182V183H85ZM88 182V183H87ZM108 182V183H107ZM156 182L158 183V184H156ZM215 182H217L216 181V179H215ZM26 183V184H25ZM29 183V184H28ZM32 183V184H31ZM48 183V184H47ZM51 183L53 184V186L51 185ZM176 183H179V182H177L176 181ZM8 184V187L6 186L5 187V185H7ZM63 184V185H62ZM86 184V185H85ZM90 184V186H92L91 188H89L90 186H88ZM105 184V185H104ZM122 184V185H123ZM152 184V183H151ZM29 187H27V186ZM29 185H31V186H29ZM42 185V186H41ZM74 185V186H73ZM24 186V187H23ZM45 186H47V187H45ZM51 186H52V188H51ZM61 186V187H60ZM75 186H76V188H78L77 186H79V188H78V190L80 191V193H82V196L83 195H85V194H87L86 192L88 191L89 192V190H90V193H88V197H89V199H88V197H87V195L86 196H84V197H82V196H80V197H77L76 198V196H74L73 197V194L71 195L70 194V189H72L71 190V192L72 191H74V190H77L76 188H75ZM84 186V187H83ZM95 186V187H94ZM22 187V189L24 188L25 190H22V189H19V188H21ZM26 187V188H25ZM45 187V188H44ZM69 187V188H68ZM97 187V188H96ZM123 187H125V186H123ZM40 188H41V190H40ZM44 188V190H47V194H46V191H44V190H42ZM47 188V189H46ZM62 188V189H61ZM85 188H86V191H81V190H85ZM101 188H102V190H101ZM119 188H122V187H119ZM148 188H150V186L148 185ZM29 189H30V191H29ZM38 189V190H37ZM93 189V190H92ZM10 190V191H9ZM54 192H53V191ZM93 192H92V191ZM100 190V192H99V194H100V196H97V194H98V191ZM105 190V191H104ZM21 191H22V193H21ZM25 191V194L23 193ZM28 191H29V193H28ZM41 191V192H40ZM97 191V192H96ZM48 192H49V194H48ZM101 192H102V194H101ZM38 193V194H37ZM44 193V194H43ZM57 193H58V195H57ZM92 193V194H91ZM21 194V195H20ZM60 194V195H59ZM98 194V195H99ZM128 197H127V201H129V203L131 204V205H133V202H141V201H143L144 200V196H143V194L141 195V194H135V191L134 190H132V192H131V190H129V192H128ZM57 195V196H56ZM62 195V196H61ZM70 195V196H69ZM102 195V196H101ZM40 196H42V198L43 199H41V197L39 198ZM54 196V197H53ZM90 196H92V200H90ZM97 196V197H96ZM25 199H24V198ZM71 199H70V198ZM123 197H124V195H123ZM133 197H135L136 199H134ZM4 198V199H3ZM40 200H38V199ZM76 198V202H74V203H76L75 204V206H74V208L72 207V208H70V207H68L66 204H71L70 202H69V200L70 201H73L74 199ZM96 198V199H95ZM104 198V197H103ZM3 199V200H2ZM36 199H37V201H36ZM48 199V200H47ZM54 200V201H52V200ZM86 199L87 200H90V202L91 201H94V202H91V204L90 203H88V204H86ZM95 199V200H94ZM134 199V200H133ZM6 202H5V201ZM21 200H23V201H21ZM47 200V201H46ZM51 200V201H50ZM86 202H85V201ZM27 201V202H26ZM46 201V202H45ZM51 203H50V202ZM63 201V202H62ZM23 202H25V203H23ZM46 204H45V203ZM54 202H55V204H54ZM61 202V203H60ZM84 203L85 202V204H83V205H80L81 203ZM179 202H180V204H179ZM47 203H48V205H47ZM104 203H107V204H112V202H108V201H105ZM183 203H184V201H181V200H179L178 199V203H177V205H179V209L180 210H184L185 209V204L183 205ZM25 204H26V206H25ZM28 204H29V206H30V208L28 207ZM58 204V205H57ZM66 205V207H65V205ZM92 205L93 204V207L92 206H90V205ZM5 205V206H4ZM10 205V207H8ZM62 205V206H61ZM51 206V207H50ZM53 206V207H52ZM63 206H64V209H63ZM121 206V205H120ZM181 206V207H180ZM6 207V209L4 210V208ZM62 207V208H61ZM79 207H80V209H79ZM89 207H92V208H89ZM182 207H184L183 209H182ZM9 210H8V209ZM67 208H69V209H67ZM83 208V209H82ZM3 209V210H2ZM22 209V210H21ZM74 209V210H73ZM80 211H79V210ZM2 210V211H1ZM7 210V211H6ZM26 210V211H25ZM15 211V212H14ZM13 212V214H11ZM78 212H82L81 214L79 213V214H77ZM3 213V214H2ZM8 213V214H7ZM19 214V215H18ZM21 214V215H20ZM23 214V215H22ZM158 217H159V214H156ZM156 215L154 216V218L156 217ZM11 216V217H10ZM2 217V218H1ZM84 217V216H83ZM82 217V218H83ZM167 216L165 215V216H163L162 218H155V221H154V225H155V227L156 228H159V229H162L163 227H165V228H163L162 230H164V232H162L161 231V235L163 236V234L165 235V234H167V235H165L164 236V238H162V236H159L158 237V234H156L157 233V231H156V233H153L152 232V240H154V242L152 243V245H155V243H156V245H155V248L157 247L158 249L156 250V249H154V250H152L151 251V249H150V256H149V258H150V260H152V261H150V263L151 264H154L156 261V263L155 264H177V262H178V264H217L218 262H219V257H221L220 256V252H219V250L217 249L218 248V246H217V243L215 242V240L214 239H216L217 238V224L216 223H212V227H211V230H210V235L213 233V235L212 236H215L214 237V239L213 238H211V239H209V237H206L205 238V236H206V234L204 235V234H202V231H203V229H202V227H198L197 228V232H199V233H201V234H194L193 232H191L192 231V229L190 228V226H191V224H190V222L188 223V224H186V226H184L183 228H180V229H178V230H180V231H175V229H174V227H172V224H171V221H170V219L168 220L167 218H166ZM191 216H187L186 217V219L188 220L189 218H190ZM77 218V220H75ZM82 218L80 219L82 222H84V218H83V220H82ZM261 217H260V215L257 217L256 216V222H258V227L259 226H262L261 224V222H262V220L260 219ZM9 219V220H8ZM30 219V220H29ZM36 219V220H35ZM157 219V220H156ZM164 219V220H163ZM6 220V221H5ZM94 220V219H93ZM233 221H235V219H232ZM261 220V221H260ZM3 221H5V222H3ZM35 221V222H34ZM159 221V222H158ZM163 221V222H162ZM237 221V220H236ZM235 221V222H236ZM238 221H240V218H239V220ZM161 223V225L160 226H158L159 224ZM170 223V224H169ZM164 224V225H163ZM189 224H190V226H189ZM166 226H168L167 228H169V229H171V230H169L168 231V229H166ZM213 226H214V228H213ZM253 226V229H252V227H251V229L252 230H254L255 231V233L254 234H257L256 232H258V230H256L255 228H254V225H252ZM8 229H7V228ZM188 228H190V229H188ZM188 229V230H187ZM264 229V227H261V231ZM190 230V231H189ZM202 230V231H201ZM152 231H153V229H152ZM166 232H168V233H166ZM212 232V233H211ZM249 233V235H251V237H253V234L251 233V230L249 229V231H248ZM172 233V234H171ZM177 233V234H176ZM2 234V235H1ZM73 234V233H72ZM173 234H175V235H173ZM4 235V236H3ZM59 236V237H58ZM70 236V235H69ZM73 236V235H72ZM166 236H167V239H166ZM171 236V237H170ZM197 236H199V237H197ZM260 236H264V230L261 232V234L259 235V237ZM7 239H6V238ZM153 237H154V239H153ZM155 237L157 238V240L155 239ZM160 237H161V239H160ZM171 238V239H170ZM204 238V239H203ZM23 239V240H22ZM166 239V240H165ZM7 240H9L8 242H7ZM156 240V241H155ZM26 241V242H25ZM164 241V242H163ZM167 243H166V242ZM4 242V243H3ZM19 242V243H18ZM25 242V243H24ZM158 242V243H157ZM159 242L161 243V244H159ZM182 242V243H181ZM201 242V243H200ZM11 245H10V244ZM69 242L67 241L65 244H67V246H69V244H68ZM6 244L8 245V246H10V247H8V249H7V247H6ZM54 244V245H53ZM165 244V245H164ZM77 245V244H76ZM79 245V246H78ZM77 246H76V248H75V245H71L70 246V250H73L75 253H76V260H79L80 262H82L80 259H82V256H83V258L84 257H86V255L88 256L89 254H91V253H89V250H86L85 248H81L80 246H81V244H78ZM161 246L162 248H160V247H158V246ZM166 245L168 246V248H166ZM5 246V247H4ZM13 246V247H12ZM40 246V247H39ZM204 246V247H203ZM33 247H35V248H33ZM83 247V246H82ZM179 247V248H178ZM208 247V248H207ZM213 249H212V248ZM3 248V249H2ZM37 248V249H36ZM74 248H75V250H74ZM79 248H81L82 249V251H83V253L82 252H78V251H81V250H77V249H79ZM41 249V250H40ZM83 249H85V250H83ZM161 249V250H160ZM179 249V250H178ZM28 250V251H27ZM77 250V251H76ZM168 250H170V252L168 251ZM212 250V251H211ZM8 251V252H7ZM10 251V252H9ZM42 251V252H41ZM160 251V252H159ZM163 251L165 252V251H168V252H165L164 254H163ZM4 252H6V253H4ZM171 252H173V253H171ZM11 253V254H10ZM17 253V254H16ZM19 253V254H18ZM79 253V254H78ZM161 255H160V254ZM48 254H51V255H48ZM78 255V256H77ZM183 257H182V256ZM212 255V258L210 257ZM22 256V257H21ZM43 256V258L45 259V261L43 262V258H41ZM44 256H46V257H44ZM48 256V257H47ZM155 256H156V258H155ZM191 256H192V259H191ZM217 256H218V258H217ZM10 257V258H9ZM79 259H78V258ZM81 257V258H80ZM90 257H92L91 255L90 256H88L87 258H84V259H82L83 260V262L85 263V261L87 262V264H89V263H91V261L93 262V260H91L92 258H90ZM154 257V258H153ZM178 257H180V258H178ZM210 257V258H209ZM214 257V258H213ZM12 258V259H11ZM26 258V259H25ZM35 258V257H34ZM41 258V259H40ZM47 258V259H46ZM49 258V259H48ZM152 258V259H151ZM158 258V259H157ZM6 259V260H5ZM86 259V260H85ZM132 259V258H131ZM130 259V260H131ZM155 259H157V260H155ZM209 259V260H208ZM21 260V261H20ZM42 260V261H41ZM47 260V261H46ZM50 260V261H49ZM91 260V261H90ZM164 260H165V262H164ZM167 260H169V262L167 261ZM190 260V261H189ZM7 261V262H6ZM29 261V262H28ZM54 261V262H53ZM88 261H90V262H88ZM132 261V260H131ZM9 262H8V264H9ZM160 262V263H159ZM171 262V263H170ZM176 262V263H175ZM106 263V262H105ZM149 263V264H150ZM58 264V263H57ZM103 264V263H102ZM124 264V263H123ZM130 264V263H129ZM131 264H141V262L140 263H134L133 261H132V263ZM222 264H223V261H222ZM226 264H229V263H226ZM231 264V263H230Z\"/></svg>",
	"mask_w": 264,
	"mask_h": 264
},
{
	"label": "bare ground",
	"instance_id": "6f19581e",
	"mask_svg": "<svg viewBox=\"0 0 264 264\" xmlns=\"http://www.w3.org/2000/svg\"><path fill=\"white\" fill-rule=\"evenodd\" d=\"M16 1V6L18 7H20V5L21 6H23V8L21 7V10L19 9V8H16V9H19L20 10V13H19V11H18V15H17V18L19 17V18H22V17H26V19L25 20H27L28 22H29V27H26L27 29L28 28H30L31 26L30 25H33V24H38V25H40V23H42L43 21H45V20H43L42 18L43 17H46V16H52L51 14H54L53 12H54V10L57 8H59L58 10H63V8H64V2L63 1H65V0H15ZM69 1V0H68ZM74 0H71V2H73ZM76 1V0H75ZM74 1V2H75ZM82 1V0H81ZM84 1V0H83ZM90 2H94V1H91V0H89ZM89 1L87 2H85V3H88L89 4ZM106 1V0H105ZM114 1V0H113ZM130 2H134V6H136L137 8L136 9H132V6L131 5H133V4H131L129 7H131V9L129 8H125L126 7V4H125V6H124V4H121L122 2H125V0H117L116 2H118V3H115L114 2V4H117V5H119V3H120V5H119V9H118V7H117V5H116V9L118 10V11H120V9H121V11H123L124 10V12L126 11V14L125 13H123L124 15V17H121L122 18V21L121 20H118L115 16H113V20H111V15H110V17H109V21H111V22H105L104 23V25L103 26H105V25H108L109 24V27L107 28L108 30H110L109 32H111L112 33V35H115V32L114 31H116L117 32V28H119V26H121L122 27V24L125 26L126 25V28L128 29V27H132V24L131 23H133V25H136V22L137 21H139V20H137L138 18L140 19V18H143V16H142V13H144V11H145V9H144V11H142V13H140V15H141V17H138L139 16V11L137 12L136 10L139 8L140 9V7L143 5V2L142 1H145V0H129ZM187 1V0H186ZM200 2H201V0H199ZM211 1V0H210ZM221 1V0H220ZM219 0H218V2H220ZM225 1V0H224ZM232 1V0H231ZM244 1V0H243ZM262 1V3H264V0H261ZM66 2V1H65ZM73 2V3H74ZM79 2V1H78ZM95 4H94V6H96V4H97V2H98V4L97 5H100L101 6V8L103 9H105V8H107L109 5H105L103 2H104V0H103V2H101V0L100 1H96L95 0ZM147 2V1H146ZM145 2V3H146ZM212 2V1H211ZM215 2H217V1H215ZM226 2V1H225ZM240 2H242V1H240ZM247 2H249V5L250 6H252L253 8H254V4L255 5H257V4H259V6H262L263 8H264V4L262 5V3L261 2H259V1H256V0H247ZM15 2H13V4H14ZM20 3V4H19ZM84 3V4H85ZM100 3V4H99ZM106 3V2H105ZM109 3H110V1H109ZM113 3V2H112ZM145 3H144V5H145ZM149 3V2H148ZM155 3V2H154ZM167 3V2H166ZM165 3V4H166ZM188 3V2H187ZM205 3V2H204ZM221 3H223V1L221 2ZM220 3V4H221ZM237 3H238V1H237ZM254 3V4H253ZM106 4H108V3H106ZM129 4V3H128ZM147 4V3H146ZM150 4V3H149ZM149 4H147L148 5V7H149ZM161 4V3H160ZM186 4V3H185ZM232 4V3H231ZM230 4V5H231ZM244 4V3H243ZM252 4V5H251ZM75 5H77L76 4V2H75ZM143 5V6H144ZM151 5V4H150ZM153 5V4H152ZM150 6V7H153L154 8V6ZM225 5V4H224ZM228 5V4H227ZM248 5V4H247ZM248 5V6H249ZM15 6V5H14ZM15 6V7H16ZM73 6H74V4H73ZM107 6V7H106ZM128 6V5H127ZM133 6V7H134ZM146 6V5H145ZM177 6V5H176ZM195 6V5H194ZM200 6V5H199ZM222 6V5H221ZM232 6V5H231ZM234 6V5H233ZM246 6V5H245ZM55 7V8H54ZM87 7H89V6H87ZM92 9H93V7L92 6H90ZM98 7V6H97ZM202 7V6H201ZM218 7V6H217ZM252 7H250V8H252ZM257 7V6H256ZM76 8V7H75ZM74 7L73 8H71V11H70V13H68V18H64V19H67V21L68 20H73V22L74 23H79L78 21L81 19V16H80V14L81 13H77L76 11H78L77 9H75ZM86 8V7H85ZM96 8V7H95ZM109 8L110 7H108V10H109ZM153 8H150V10L151 9H153ZM170 8V7H169ZM190 8V7H189ZM234 8V7H233ZM243 8V7H242ZM241 8V9H242ZM57 9H56V11H57ZM84 9V8H83ZM88 9V8H87ZM90 9V8H89ZM101 9V11H103ZM115 9V10H116ZM149 9V8H148ZM158 8H156V10H157ZM167 9V8H166ZM171 9V8H170ZM169 9V11H171ZM187 9H188V7H187ZM201 9V8H200ZM255 9V8H254ZM53 10V11H52ZM94 10H96V9H94ZM163 10V9H162ZM236 10H237V8H236ZM72 11H74V12H72ZM85 11H89V10H85ZM92 11V10H91ZM91 11H89V12H91ZM106 11H107V9H106ZM111 11V10H110ZM113 11V10H112ZM132 11H135V14H134V12H132ZM147 11V10H146ZM159 11V10H158ZM188 11V10H187ZM192 11V10H191ZM195 11V10H194ZM206 11V10H205ZM218 11V10H217ZM220 11H222V9L220 10ZM235 11V10H234ZM233 11V12H234ZM239 11H240V9H239ZM245 11V10H244ZM247 12H248V10H246ZM252 11H253V9H252ZM255 11H257V10H255ZM16 12V11H15ZM88 12V13H89ZM115 11H113V13H114ZM149 12V11H148ZM148 12H147V14H148ZM160 12V11H159ZM165 12V11H164ZM208 12V11H207ZM238 12V11H237ZM83 13H84V10H83ZM101 13V12H100ZM99 13V14H100ZM102 13H106V12H102ZM109 13V12H108ZM120 13H122V12H120ZM138 13V15H136ZM153 13H156L157 14V12L155 11V12H153ZM152 13V14H153ZM161 13V12H160ZM171 13V12H170ZM169 13V14H170ZM192 13V12H191ZM217 13H219V12H217ZM248 13H250V12H248ZM252 13V12H251ZM62 14V13H61ZM111 14V13H110ZM118 14V16H119V13H117ZM146 14V13H145ZM155 14V15H156ZM165 15L164 16H166L167 14L166 13H164ZM190 14V13H189ZM193 14H194V12H193ZM192 14V15H193ZM196 14H197V12H196ZM198 14H200L199 12H198ZM204 14V13H203ZM227 14V13H226ZM235 14V13H234ZM239 14V13H238ZM237 14V15H238ZM242 14V13H241ZM256 14V13H255ZM15 15V14H14ZM56 15V14H55ZM54 15V16H55ZM66 15V14H65ZM88 14H86V16H87ZM95 15V14H94ZM98 15V14H97ZM103 15V14H102ZM149 15V14H148ZM159 15H161V14H159ZM159 15H157V16H159ZM257 15H258V13H257ZM256 15V16H257ZM54 16H52V17H54ZM135 16H137V19H135ZM152 16V15H151ZM150 16V17H151ZM239 16V15H238ZM243 16V15H242ZM13 17V16H12ZM15 17V16H14ZM51 17V18H52ZM58 17H59V15H58ZM57 17V18H58ZM82 17H84V19H85V15H82ZM88 18H89V15L87 16ZM156 17V16H155ZM155 17H153V18H155ZM184 17V16H183ZM183 17H182V19H183ZM188 17H191V16H188ZM187 17V19L189 20V18ZM194 17V16H193ZM199 17H200V15H199ZM206 17H207V15H206ZM235 17V16H234ZM244 17V16H243ZM9 19L11 18V16H9L8 17ZM18 18V19H19ZM47 18H49V17H47ZM56 18V17H55ZM55 18H54V21H53V23L54 24H56L55 23ZM60 18V17H59ZM106 18V17H105ZM114 18L117 20V22H114ZM124 18V19H123ZM144 18H146V19H144L146 22H147V20H148V18L144 15ZM192 18V17H191ZM208 18V17H207ZM210 18V17H209ZM12 19V18H11ZM10 19V20H11ZM18 19L17 20H15V22L17 23V21H18ZM137 20L136 22H135V20ZM165 19V18H164ZM204 18H202V20H203ZM13 19H12V21H14ZM49 20H50V18H49ZM53 20V19H52ZM60 20V19H59ZM72 20L71 21H68V23H66V25L68 26V28H69V23L70 24H73V23H71L72 22ZM97 20V19H96ZM106 20H108V18L106 19ZM105 20V21H106ZM141 20V19H140ZM143 20V21H144ZM151 20H153V19H151ZM157 20H158V17H157ZM156 20V21H157ZM201 20V19H200ZM200 20H199V22H200ZM201 20V21H202ZM207 20V19H206ZM233 21H234V19H232ZM235 20H237V19H235ZM247 20V19H246ZM251 20H252V18H251ZM254 20H257V18L256 19H254ZM260 20V19H259ZM9 21V20H8ZM51 21V20H50ZM82 21V20H81ZM98 21V20H97ZM154 21V20H153ZM153 21H152V23H153ZM155 21V22H156ZM183 21V20H182ZM195 21H197V20H195ZM243 20H241V22H242ZM46 22V21H45ZM44 22V23H45ZM63 22V21H62ZM62 22H60V23H62ZM85 22V21H84ZM100 22H102V21H100ZM135 22V23H134ZM140 22V21H139ZM146 22H144V23H146ZM149 23H150V21H148ZM203 22V21H202ZM262 22V21H261ZM260 22V23H261ZM10 23H12V24H14V22H11L10 21ZM9 23V24H10ZM49 23H51V22H49ZM59 23V24H60ZM64 23V22H63ZM76 23V24H77ZM86 24L88 23V24H90V20H89V22H85ZM143 23V24H144ZM186 23V22H185ZM195 23V22H194ZM226 23V22H225ZM234 23H236V21L234 22ZM243 23V22H242ZM252 23V22H251ZM258 23V22H257ZM47 24H48V22H47ZM58 24V23H57ZM101 24V23H100ZM114 24H115V26H114ZM141 24V26L143 25L142 23H140ZM158 24V23H157ZM181 24V23H180ZM237 24V23H236ZM250 24V23H249ZM249 24H245V25H249ZM255 24V23H254ZM16 25H18V24H16ZM49 25V24H48ZM95 25V24H94ZM138 25V24H137ZM206 25V24H205ZM224 25V24H223ZM243 25V24H242ZM256 25V24H255ZM258 25V24H257ZM8 26V25H7ZM13 26V25H12ZM41 26H43V25H41ZM55 26V25H54ZM60 26V25H59ZM63 26H65V23L64 24H61V27H63ZM78 26V25H77ZM77 26H75V28L77 27ZM88 26V25H87ZM96 26H101V25H97L96 24ZM128 26V27H127ZM144 26V25H143ZM143 26H142V28H143ZM227 26V25H226ZM236 26V25H235ZM234 26V27H235ZM250 26V25H249ZM249 26H247L246 28H248ZM254 26V25H253ZM252 26V27H253ZM263 26V25H262ZM23 27H25V26H22L21 28H23ZM51 27H52V25H51ZM56 27H57V25H56ZM55 27V28H56ZM66 27V26H65ZM92 27V26H91ZM97 27V28H98ZM105 27H107V26H105ZM104 27V28H105ZM112 27H117L115 30H112ZM120 27V28H121ZM130 27V28H131ZM147 27V26H146ZM145 27V28H146ZM158 27V26H157ZM165 27V26H164ZM223 27V26H222ZM230 27V26H229ZM243 27H245V26H243ZM2 28V27H1ZM21 28H19L18 29V31L16 32L15 30V35L18 33V32H20V30H21ZM38 28V27H37ZM36 28V29H37ZM53 28V27H52ZM78 28V27H77ZM96 27H95V29H97ZM113 28V29H114ZM119 28V29H120ZM125 28V27H124ZM141 28V29H142ZM190 28H191V26H190ZM204 28V27H203ZM228 28V27H227ZM250 28V27H249ZM255 28V27H254ZM264 28V27H263ZM262 28V29H263ZM4 29V28H3ZM2 29V30H3ZM34 29L35 28H33V31H34ZM57 29V28H56ZM106 29V30H107ZM186 29H188V28H186ZM237 29V28H236ZM236 29H235V31H236ZM243 29V28H242ZM256 29V28H255ZM259 29V28H258ZM23 30V34L22 35H28V32H27V34L25 33V31H24V28L22 29ZM30 29H28L27 31H29ZM51 30V29H50ZM58 30H59V28H58ZM63 30H64V28H63ZM63 30H61V31H63ZM69 30H70V28H69ZM85 29H83V31H84ZM89 30V29H88ZM133 30V29H132ZM136 30V29H135ZM139 30V29H138ZM159 30V32L161 31L160 29H158ZM206 30V29H205ZM204 30V31H205ZM221 29H219V31H220ZM224 30V29H223ZM226 30V29H225ZM232 30H234L233 28H232ZM240 30V29H239ZM250 30V29H249ZM32 31V32H33ZM36 31V30H35ZM34 31V32H35ZM38 31V30H37ZM36 31V32H37ZM53 31V30H52ZM52 31H50L49 32V28H48V32L50 33V36L52 35V37L53 36H55L56 37V30H55V32H52ZM82 31V32H83ZM87 31V30H86ZM122 31V30H121ZM130 32H131V29L129 30ZM241 31V30H240ZM33 32V33H34ZM67 32H69L68 30H66V34H67ZM71 32V31H70ZM70 32L68 33V34H70ZM76 31H72L71 32V34L73 33L74 34V36L72 37V39L70 40L71 41V43L72 42H75L76 40H78V36H80V35H76V33H75ZM81 32V31H80ZM127 33H129L128 32V30L126 31ZM206 32V31H205ZM210 32V31H209ZM223 32V31H222ZM222 32H220V33H222ZM225 32V31H224ZM224 32L222 33V35H220V36H223V34H224ZM227 32V31H226ZM234 32V31H233ZM244 32V31H243ZM30 33V36L26 39L27 41H28V39H30L31 41H32V38L34 39V37H32L33 35H35V33L33 34V33H31V32H29ZM61 33H64V32H60L59 34L61 35ZM64 33V34H65ZM118 33V32H117ZM117 33H116V35H117ZM133 33V31L131 32V34ZM186 33V32H185ZM188 33V32H187ZM198 33H200L199 31H198ZM197 33V35H198V37L196 38L197 40H199L200 38H199V36H201L200 34H198ZM206 33H208V32H206ZM229 33V32H228ZM241 33V32H240ZM249 33V32H248ZM18 34H20V33H18ZM17 34V36L19 37L20 35H18ZM97 34V33H96ZM106 34V33H105ZM130 34V33H129ZM136 34V33H135ZM183 34V33H182ZM195 34V33H194ZM193 34V35H194ZM225 34H227V33H225ZM224 34V35H225ZM233 34V33H232ZM232 34H230L231 36H232ZM235 34V33H234ZM237 34V33H236ZM23 36V39H25L26 38V36ZM99 35H100V33H99ZM118 35H120V34H118ZM184 35V34H183ZM186 35V34H185ZM187 35H189V34H187ZM192 35V36H193ZM196 35V34H195ZM196 35V36H197ZM210 35H212V34H210ZM208 36V38L209 37H213L214 36V34H213V36ZM0 36H2L3 37V34L1 33V35ZM98 36V35H97ZM130 36V35H129ZM181 36V35H180ZM207 36V35H206ZM229 36V35H228ZM230 36V37H231ZM237 36H240V35H237ZM21 37V36H20ZM19 37V38H20ZM25 37V38H24ZM55 37H53V39H55V40H57L58 41V39H56ZM63 37H65L64 35H63ZM62 37V39H64ZM179 37V36H178ZM183 37V36H182ZM202 37H204L203 39H205V36H203L202 35ZM217 37V36H216ZM215 37V38H216ZM234 37V36H233ZM233 37H232V39H233ZM241 37H242V35H241ZM110 38V39H109ZM109 38L107 37V39L109 40V42L111 41V43H112V46H115L116 44V42L117 41H119V40H117L116 42H114V37H112V36H109ZM119 38V37H118ZM127 38V37H126ZM131 38V37H130ZM129 38V39H130ZM145 38V37H144ZM184 38H186V37H184ZM189 38V37H188ZM191 38V37H190ZM189 38V39H190ZM199 38V39H198ZM207 38V37H206ZM214 37H213V39H215ZM226 38V37H225ZM224 38V39H225ZM243 38V37H242ZM246 38V37H245ZM254 38V37H253ZM40 39V38H39ZM38 39V40H39ZM61 39V40H62ZM95 40H94V42L95 43H103V41L104 42H106L105 40H103L102 39V37H100V38H98V40H96V35H95V38H94ZM120 39V38H119ZM192 39H194V36L192 37ZM195 39V40H196ZM227 39V38H226ZM231 39V40H232ZM252 39V38H251ZM257 39H259V37L257 38ZM2 40V38H0V41ZM25 40V41H26ZM47 40H49V41H51L52 42V38H51V40L48 38ZM73 40V41H72ZM103 40V41H102ZM116 40V39H115ZM212 40V39H211ZM210 40V41H211ZM20 42H19V44L21 45V44H23V42H25V41H23L22 40V38H21V40H19ZM31 41H29V42H31ZM69 41V42H70ZM142 41V40H141ZM162 41V40H161ZM182 41V40H181ZM190 40H188V43H190L191 44V42H189ZM191 41H193V40H191ZM200 41V40H199ZM205 41V40H204ZM208 41V40H207ZM207 41H205V42H199V43H197V41H196V43L197 44H199L200 46H202L201 48H203V50H204V52L206 53L208 50L206 49V45H207ZM214 41V40H213ZM226 41V40H225ZM228 41V40H227ZM226 41V43L224 42L223 44H222V42L220 41V38L219 39H217V42L215 41L214 43L215 44H217L216 46L217 47H220V46H222V45H224V46H226V48L229 50L228 52H229V54L228 55H231L232 57V59L234 60V67H232V65H231V69L234 71L233 72V74H230V76H229V74H227L224 70L222 71L221 69V71L219 70V74H216L217 72H215V70H214V72L215 73H211L210 75H208L209 77L207 78V76H206V78H205V76H202V77H204L203 78V80H202V78H201V80L204 82V83H206L207 85H209V86H211L212 84V87L214 88H216L217 90H216V93H217V95L215 96V94L213 93V91L211 92V91H209V90H207V91H205V92H207L206 94L204 93V97H203V99H201V96H202V92L204 91V90H198L199 89V86H197L198 84H199V82L197 83H193V84H191L190 85V87H191V90L193 91L194 89H197L198 91H196V90H194L195 92H198V93H200V95L199 96H197V94L198 93H196V94H194V95H196L197 96V98L198 99H196L195 100V103L194 104H191V105H189V106H191V108H192V106L194 105V114L192 115L193 116V119H192V121L191 122H195V119H198L199 117H201L202 118V116H201V114L202 113H206L208 110H206V112H203V106L202 105H204V103H205V105L204 106H208L209 105V107H208V109L210 108V115L212 116L213 115V117L215 118V115L216 116H218L219 114H221V113H223L224 112V115H226L228 112H230L231 113V105H233L234 104V102H235V104H237L240 108V110H241V108H243V109H246V111H245V113H241V114H245V117L243 116V119L245 118V119H247L248 121H249V123L247 122L246 123V125H249L250 126V124L252 123V124H254V123H257L256 124V128H257V125H264V95L262 94V93H264V46H256L254 49H252L253 51L251 52H249V54H248V52H246L247 54H245V52H244V49H238L237 48V45L238 44H236L237 42H239V40L237 41V42H235L234 44L236 45H234L233 43H232V41L230 42H227ZM241 41V40H240ZM243 41H245V40H243ZM251 41V40H250ZM250 41H248V39H247V41L246 42H250ZM40 42V41H39ZM48 42V41H47ZM65 42V41H64ZM68 42V43H69ZM78 42V41H77ZM84 42V41H83ZM146 42V41H145ZM178 42V41H177ZM257 42H258V40H257ZM27 43V42H26ZM41 43V42H40ZM39 43V44H40ZM94 43V44H95ZM146 43H149V41H147ZM184 43V42H183ZM195 43V44H196ZM209 43H211V42H209ZM252 43V42H251ZM28 44V43H27ZM36 44H38V42L36 43ZM38 44V45H39ZM75 43H73V46H72V48H75L77 45H74ZM77 44H80V43H77ZM107 44V43H106ZM113 44H115V45H113ZM117 44H119L120 46L122 45V43H117ZM126 44V43H125ZM128 44V43H127ZM131 44V47H134L133 45L135 44H133L132 45V43H130ZM130 44H129V46H130ZM174 44H175V42H174ZM186 45H187V43H185ZM247 44V43H246ZM250 44V43H249ZM255 44V43H254ZM259 44H261V43H259ZM258 44V45H259ZM9 44H7V46H8ZM18 46V48H24V45H21V46ZM41 45H43V44H41ZM40 45V46H41ZM45 45V44H44ZM46 45H47V43H46ZM98 45V44H97ZM111 45V44H110ZM110 45L108 46L107 45V47H110ZM248 45V44H247ZM251 45H253V43L251 44ZM261 45H264V39H263V42H262V44ZM7 46H6V48H7ZM11 46V45H10ZM28 46V45H27ZM36 46V45H35ZM60 46V45H59ZM64 45H62V47H63ZM69 46V45H68ZM75 46V47H74ZM91 46V45H90ZM102 46H105L106 47V45H102ZM182 46V45H181ZM195 46V45H194ZM193 45H192V47H194ZM197 46V45H196ZM215 46V47H216ZM224 46H222V47H224ZM242 44H241V48H242ZM250 46V45H249ZM249 46H248V48H249ZM254 46V45H253ZM252 46V47H253ZM5 47V46H4ZM26 47V46H25ZM53 47V44L52 43H50V47L48 46V48H49V51L51 52V50L53 49L52 48ZM66 47V46H65ZM65 47H63V48H65ZM94 47V46H93ZM106 47V48H107ZM119 47V46H118ZM125 47H127V46H125ZM125 47H123L124 49H125V54L127 53L126 51H129V54L127 55H125V54H123L122 56H121V58L122 59H126V57L127 58H131L132 56H133V54H134V57L135 58H137L138 57V54H137V51L135 52V51H133L132 49H131V47H129V48H127V50H126V48ZM141 47H142V45H141ZM144 47V46H143ZM161 47V46H160ZM177 47H179V46H177ZM216 47V48H217ZM222 47H220L221 49H222ZM251 47V46H250ZM251 47V48H252ZM257 47H259L260 49H257ZM55 48H57V47H55ZM72 48H70L69 50H71ZM95 50H94V56H95V59H94V61H96V60H100V58H101V60H102V58L104 59V57H101V54L103 53V49H100L99 47H97L96 46V44H95ZM104 48V47H103ZM113 48H116L115 50L117 51V46L116 47H112L111 48V50H110V48H109V50L111 51V53H113V52H115L114 51V49ZM120 48V47H119ZM159 48V47H158ZM164 48V47H163ZM162 48V49H163ZM167 48H169V47H167ZM182 48V47H181ZM184 48V47H183ZM187 48V47H186ZM200 48V47H199ZM214 48V47H213ZM213 48H212V50H213ZM215 48V49H216ZM245 48H246V46H245ZM250 48V49H251ZM43 49V48H42ZM61 49V48H60ZM68 49V48H67ZM122 49V48H121ZM121 49L119 50V51H121ZM134 50L135 49H137V48H133ZM140 49V48H139ZM143 49V48H142ZM142 49H141V51H142ZM174 49V48H173ZM190 49V48H189ZM193 49H195V47L193 48ZM197 49V48H196ZM219 49V48H218ZM217 49V50H218ZM20 50V49H19ZM23 49H21L20 51H22ZM57 50V49H56ZM73 50V49H72ZM104 50H105V48H104ZM108 50V52H110ZM147 49H144L143 51L144 52H142L140 55H139V60H137L138 61V69L137 70H139V71H137V73L139 72V74H137V73H134L133 72V68H131V69H128V70H130L129 72H128V78H129V76H130V79H128L129 81L126 83V80H125V78H123L122 76H121V74L120 75H117V74H113V80L117 83V89H116V94H117V96H116V98L117 97H119L118 95H120V94H122V93H124V91H125V93L126 94H122V95H125V105L126 106H128V107H133V106H137V107H139V108H137V109H135L132 113H131V115L129 116V118H131V120L134 118H136V119H138L137 117H138V115H136V113H139V112H141V111H144L145 112V110H147L148 111V113L150 112L151 114L154 112V109L155 110H157V109H159L157 106L155 107V105H157V104H154V102L152 101V100H149L148 101V97H151L150 95H148L147 94V87L145 86L146 84H145V82H146V80H149L148 78H146V77H154V75L153 76H151L152 75V73L151 74H149V73H145V72H147L146 71V68H148L147 66L145 67V65L146 64H150V66L151 67H153V68H158L159 70H160V72L162 71V69L159 67L160 66V63H159V60H161L160 58H162L161 57V51H160V53L158 52V53H156V51H157V49H156V51H155V54L153 55V56H151V58H150V56H149V58H150V60L151 61H148L149 59H148V57H147V53H145V51H146ZM150 50V49H149ZM149 50H147V51H149ZM152 50V51H153ZM200 50H202V49H200ZM211 50V51H212ZM20 51H19V53H20ZM45 52L47 51V50H44ZM66 51V50H65ZM130 51H132V56L130 55ZM151 51V53L153 54L154 52H152ZM158 51H159V49H158ZM163 51V50H162ZM166 51H167V49H166ZM185 51V50H184ZM191 51V50H190ZM210 51V50H209ZM246 51H249V50H246ZM23 52V51H22ZM21 52V53H22ZM43 52V51H42ZM54 52H56V51H54ZM59 52V51H58ZM58 52H56V54L55 55H57V56H54V58L52 57L51 59L53 60V62H52V64L51 65H53L52 66V68L50 67L51 65L50 64H48V65H50L49 67H50V70L52 69V71L54 72V73H56V74H58V73H60V71H63L64 69H66L67 71H65V73H67V75H70V74H74V75H77V73H76V71H75V69L73 68V67H69V66H71V65H73V64H71V62H70V64L71 65H69L68 63H69V58L67 59L66 57V59H67V61H65L68 65H67V67L65 66V67H63V70H61V66H63V65H66V64H63V63H65L64 61H63V59H62V57L60 56V55H58L57 53ZM70 52V51H69ZM72 52V51H71ZM70 52V53H71ZM133 52H135V53H133ZM186 52V51H185ZM199 52V51H198ZM48 53V52H47ZM69 53V54H70ZM73 53V52H72ZM106 52L104 51V54H105ZM116 53L117 52H115V53H113V54H115V56H118L119 54H117L116 55ZM120 53V52H119ZM138 53H139V51H138ZM178 53V52H177ZM184 53V52H183ZM190 52H188V54H189ZM196 53V52H195ZM205 53H204V55H205ZM52 54V53H51ZM74 54V53H73ZM110 54V53H109ZM136 54V55H135ZM150 54V53H149ZM182 54V53H181ZM190 54H193V53H190ZM201 54V53H200ZM207 54V53H206ZM209 54V53H208ZM214 54V53H213ZM215 54H216V52H215ZM86 55V54H85ZM126 56V57H124L123 58V56ZM151 55V54H150ZM169 55H171L170 57H172V55L173 54H169ZM212 55V54H211ZM227 55V54H226ZM50 56V55H49ZM52 56V55H51ZM58 56H60V58L58 57ZM69 56H71V54L69 55ZM73 56V55H72ZM71 56V57H72ZM87 56H89V55H87ZM93 56V55H92ZM91 56V57H92ZM104 56V55H103ZM106 56H107V54H106ZM111 56V55H110ZM114 56V55H113ZM129 56H131V57H129ZM164 56V55H163ZM174 56V55H173ZM178 56V55H177ZM189 56V55H188ZM192 56V55H191ZM47 57L48 56H46V57H44V59L43 60H45V58L47 59ZM77 57V56H76ZM84 57H86V56H84V54H82L81 55V58H79V57H77V58H72V59H74V60H76L77 62L79 61L80 62V60L81 59H84ZM112 57V56H111ZM190 57V56H189ZM193 57V56H192ZM195 57V56H194ZM206 57V56H205ZM210 57V56H209ZM208 57V58H209ZM114 58V57H113ZM119 58V60H117V61H120L121 59H120V55H119V57H117V58H115V59H113V61L114 60H116V59H118ZM134 58V59H135ZM188 58V57H187ZM187 58H186V60H187ZM195 58H197V57H195ZM215 58V57H214ZM223 58V57H222ZM222 58H221V60H222ZM65 59V60H66ZM80 59V60H79ZM138 59V58H137ZM174 59V58H173ZM180 59V58H179ZM190 59V61H192L191 60V57L189 58ZM131 60V62H132V59H130ZM129 60V61H130ZM167 60V59H166ZM215 60H216V58H215ZM217 60H219V59H217ZM72 61V60H71ZM90 61H92L91 59H90ZM89 61V62H90ZM94 61H92V62H94ZM124 61V60H123ZM126 61V60H125ZM179 61V60H178ZM177 61V62H178ZM189 61V60H188ZM231 61V60H230ZM26 62H27V60H26ZM25 62V63H26ZM46 62V61H45ZM48 62V61H47ZM76 62V63H77ZM85 62V61H84ZM121 62V61H120ZM120 62H117L119 65L118 66H120ZM127 62L128 61H126V63H125V65L127 64ZM134 62H136V59H135V61ZM177 62H175V64H177ZM205 62H207V61H205ZM209 62H211L210 60H209ZM218 62V61H217ZM229 62V61H228ZM75 63V62H74ZM85 63H88V62H85ZM116 63V62H115ZM114 63V64H115ZM123 63V64H124ZM169 63V62H168ZM167 63V64H168ZM172 63H173V61H172ZM230 63V62H229ZM43 64V63H42ZM47 64V63H46ZM79 64H83L82 62L81 63H79ZM89 65L90 64H92V63H88ZM95 64V63H94ZM134 65H136L135 63H133ZM132 64V65H133ZM166 64V65H167ZM187 64V63H186ZM191 64V63H190ZM200 64V63H199ZM215 64V63H214ZM225 64V63H224ZM76 65V64H75ZM88 65V66H89ZM125 65H123L124 67H125ZM127 65H129V63L127 64ZM131 65V67H134V66H132ZM206 65H208V68L207 69H210L209 68V63L208 64H206ZM228 65H230V64H228ZM228 65H226V66H228ZM77 66V65H76ZM98 66V65H97ZM96 66V67H97ZM123 66H120L119 68H121L122 67V69H124L123 68ZM149 66V65H148ZM224 66V65H223ZM136 67H137V65H136ZM145 67V68H144ZM165 67V66H164ZM171 67H173V66H171ZM201 67H203L202 65H201ZM205 67V66H204ZM219 67V66H218ZM225 67V66H224ZM47 68H48V66H47ZM73 68V69H72ZM118 68V67H117ZM169 68V67H168ZM181 68V67H180ZM215 68V67H214ZM217 68V67H216ZM220 68V67H219ZM223 68V67H222ZM229 68V67H228ZM37 69V68H36ZM35 69V70H36ZM71 69L73 70V71H75L74 73H72L71 72ZM121 69V70H122ZM185 70H187L186 68H184ZM191 69V68H190ZM197 69H198V67H197ZM212 69V68H211ZM114 70V69H113ZM132 70V71H131ZM135 70V69H134ZM169 70V69H168ZM175 70V69H174ZM178 70V69H177ZM181 70V69H180ZM188 70H189V68H188ZM200 72H201V70L200 69H198ZM217 70V69H216ZM228 70V69H227ZM52 71H51V73H52ZM84 71V70H83ZM165 71V70H164ZM190 71V70H189ZM205 71V70H204ZM209 72H210V70H208ZM49 72V71H48ZM114 72V71H113ZM116 72V71H115ZM114 72V73H115ZM126 72V71H125ZM151 72H153V71H151ZM183 72V71H182ZM181 72V73H182ZM186 72V71H185ZM188 72V71H187ZM186 72V73H187ZM47 73V72H46ZM62 73H64V71L62 72ZM61 73V74H62ZM82 73H84V72H82ZM163 73V72H162ZM161 73V74H162ZM171 73V72H170ZM186 73H185V75H186ZM188 73H190L191 74V72H188ZM206 73V72H205ZM228 73H230V71H228ZM172 74H174L175 75V72H173ZM199 73L197 72L195 75H197V78H198V76L200 75H198ZM209 74V73H208ZM41 75H43V74H41ZM60 74H58V76H59ZM170 74H162V75H160L158 78L157 77H155V79H157V80H154V78L153 79H151V81H150V83H152V85L153 84H158V87L160 86V84L162 85L163 84V86H164V83H166L168 86L170 85V88L172 89V91L174 92V89H176L177 88V91H178V89H179V86H184V85H186L187 84V80H188V78L189 77H187V76H185L184 74H179V75H175V77L173 76V77H171V76H169ZM194 75V74H193ZM206 75V74H205ZM44 76V75H43ZM42 76V77H43ZM57 76V75H56ZM64 76V75H63ZM158 76V75H157ZM38 77H39V75H38ZM66 77V76H65ZM68 77V76H67ZM66 77V78H67ZM73 77V76H72ZM74 77H78L79 78V75L78 76H74ZM138 77V78H137ZM140 77V78H139ZM34 78V77H33ZM37 78V77H36ZM40 78V77H39ZM56 78V77H55ZM59 78V77H58ZM144 78H146V80H145V82H144ZM192 78V77H191ZM195 78V77H194ZM52 79H53V77H52ZM63 80L65 79V78H62ZM68 79V78H67ZM72 79V78H71ZM134 79V80H133ZM193 79V78H192ZM191 79V80H192ZM26 80V79H25ZM24 80V81H25ZM35 81H37L36 79H34ZM48 80V79H47ZM133 80V81H132ZM141 80H142V82H141ZM195 80V79H194ZM198 80V79H197ZM200 80V81H201ZM68 81H70V80H68ZM85 81V80H84ZM100 81V80H99ZM148 81V82H149ZM201 81V82H202ZM7 82H9V81H7ZM27 82V81H26ZM54 82V81H53ZM56 82H58V80L56 81ZM65 82H67L66 81V79H65ZM64 82V83H65ZM72 82H74V80L72 81ZM97 82V81H96ZM38 83V82H37ZM41 83V82H40ZM100 83V82H99ZM98 82H97V86H103V85H100ZM115 83V84H116ZM190 83V82H189ZM203 83V84H204ZM6 84V83H5ZM4 84V85H5ZM9 84V83H8ZM8 84H6L5 86H8ZM39 84V83H38ZM49 84V83H48ZM71 84V83H70ZM11 85V84H10ZM23 85L24 84H22V86L21 87H23ZM35 85V84H34ZM40 85V84H39ZM42 85V84H41ZM45 85V84H44ZM62 85V84H61ZM60 85V86H61ZM128 85V86H127ZM20 86H18V87H20ZM35 86H37V85H35ZM125 86H127L128 87V89H126L125 88ZM157 86V85H156ZM168 86H166V88L168 87ZM189 85H187L186 87H188ZM203 86H205V85H202V87ZM10 87V86H9ZM34 87V86H33ZM53 87V86H52ZM62 87V86H61ZM64 87V86H63ZM62 87V88H63ZM185 87V86H184ZM189 87V88H190ZM212 87L210 88V90H212ZM3 88H5L4 90H6V87H3ZM11 88V87H10ZM16 89H17V87H15ZM41 88V87H40ZM44 88V87H43ZM57 88H58V86H57ZM101 88V87H100ZM114 88H116V87H114ZM157 88V87H156ZM161 88V87H160ZM183 88V87H182ZM189 88H188V90H189ZM206 88V87H205ZM214 88V89H215ZM23 88H20V89H17V92H18V90H22ZM42 89V88H41ZM64 89V88H63ZM78 89V88H77ZM83 89V88H82ZM208 89H209V87H208ZM0 90H3L2 88L0 89ZM45 90H48V89H44V91ZM97 90V89H96ZM103 92L106 90V87L104 88V86H103ZM157 90H159V89H157ZM161 90V89H160ZM159 90V91H160ZM181 90H183V89H181ZM187 90V89H186ZM7 91H9L8 90V88H7ZM11 91V90H10ZM36 91H38V90H36ZM42 91V90H41ZM40 91V92H41ZM44 91H42V93L44 92ZM49 91V90H48ZM47 91V92H48ZM118 91V92H117ZM123 91V92H122ZM152 91V90H151ZM170 91V90H169ZM219 92V95H220V93L221 92H223V94L222 95H220V97L218 96V92ZM1 92V91H0ZM20 92H22V91H19V94L18 93H16V94H18V95H20ZM24 92V91H23ZM40 92H36L37 94H39ZM46 92V91H45ZM108 92V91H107ZM173 92H168V93H170V94H172ZM181 92V91H180ZM244 92H246L245 94H248V93H250V95H248V96H250V97H252L253 98V101L255 102H253V101H251V102H253L254 103V105H248L244 100H243V97L245 96V95H243V96H241L242 94ZM6 95H7V93L6 92H4ZM10 93H13V95H14V91L12 90V92H10ZM35 93V92H34ZM77 93V92H76ZM175 93V92H174ZM178 93H179V91H178ZM242 93V94H241ZM2 94L3 93H1L0 94V96L2 97ZM5 94H3V95H5ZM8 94H9V92H8ZM22 94V93H21ZM30 94V93H29ZM48 94V93H47ZM160 94V93H159ZM176 94V93H175ZM175 94H173L174 96H175ZM261 95L260 97H257V95ZM36 95V94H35ZM70 95V94H69ZM105 95V94H104ZM161 95V94H160ZM37 96V95H36ZM48 96V95H47ZM67 96V95H66ZM72 96V95H71ZM106 97L107 96H109L108 94L107 95H105ZM169 96V95H168ZM171 96V95H170ZM196 96H194V97H196ZM218 96V97H217ZM247 96V95H246ZM13 97V96H12ZM12 97H9V99L10 98H12ZM40 97L41 96H39V99H40ZM49 97V96H48ZM56 97V96H55ZM62 97V96H61ZM92 97V98H91ZM97 97H99V98H97ZM112 97V96H111ZM153 97V96H152ZM171 97H173V96H171ZM250 97H247L248 99L250 98ZM13 98H15V97H13ZM42 98V97H41ZM45 98V97H44ZM72 98V97H71ZM70 97H69V100L71 99ZM74 98V97H73ZM79 98H81L80 99V102L79 103H76L77 102V100L78 99H75V100H73L72 102H71V100L69 101H67L66 100V98L64 99V100H66L65 101V103H66V105H67V111L69 112L71 109H72V107L74 106V105H77V107L76 106H74V108H78L77 110V112H75V114L76 115H74V116H78L77 118H75V120H72L71 119V121H72V126H75L76 124L77 125H80V126H83V127H85V125H86V123H84L83 122V118L81 117L84 113L83 112H81L82 110H79V109H81V108H83L84 106H86V102H84L85 101V98H83V97H81V96H79ZM89 98H91V100L92 101H94V103H99L100 104V107H101V113L102 112H104L103 110L106 108V99H104L103 100V98H101L98 94H94L93 96L91 95ZM128 98H130V99H128ZM190 98V97H189ZM192 98V97H191ZM216 98H219L220 100H216ZM251 98V99H252ZM8 99V100H9ZM26 99V98H25ZM29 99V98H28ZM33 99H35V101H36V98H34V96H33ZM38 99V100H39ZM43 99V98H42ZM41 99V100H42ZM47 99V98H46ZM68 99V98H67ZM114 99V98H113ZM163 99V98H162ZM180 99V98H179ZM251 99H249V100H251ZM23 100H24V98H23ZM38 100L36 101V104L38 103V104H41V103H39L38 102ZM64 100H62V101H64ZM116 100V99H115ZM182 100V99H181ZM184 100H186V98L184 97ZM192 100V99H191ZM190 100V101H191ZM12 101V100H11ZM15 100H13V102H14ZM25 101H27V100H25ZM29 101V100H28ZM43 101V100H42ZM44 101H45V99H44ZM43 101V102H44ZM179 101V100H178ZM183 101V100H182ZM16 102V101H15ZM18 102V101H17ZM34 102V101H33ZM41 102V101H40ZM188 101H185V104L187 103ZM20 103H21V101H20ZM19 103V104H20ZM23 103V102H22ZM30 103L31 102H27V103H25V104H22L23 106L25 105H30ZM62 103V102H61ZM165 103H167L168 105L167 106H169V107H174L173 105H172V103H173V99H171L170 97H165ZM178 103V102H177ZM179 103H181V102H179ZM178 103V104H179ZM184 103V102H183ZM33 104H35V103H33ZM44 104V103H43ZM177 104V105H178ZM182 104V103H181ZM190 104V103H189ZM198 104H200V105H198ZM208 104V105H207ZM21 105V104H20ZM82 105H84V106H82ZM164 105V104H163ZM176 105V106H177ZM31 106V105H30ZM34 106V105H33ZM125 106V107H126ZM165 107H167L166 105H164ZM188 106V107H189ZM250 106V107H249ZM257 106H259L260 108H259V110L257 109ZM10 107V106H9ZM27 107V106H26ZM184 107V106H183ZM52 108V107H51ZM85 108V107H84ZM108 108H109V106H108ZM179 108H181V107H179ZM199 108H201V110L202 111H200V109ZM53 109V108H52ZM59 109H61L60 107H59ZM161 109V108H160ZM171 109V108H170ZM170 109H168V110H170ZM205 109H207V107H205L204 108V110ZM84 110V109H83ZM164 110V109H163ZM162 110V111H163ZM168 110H166V112L168 111ZM175 110H176V107H175ZM175 110H173L172 111V109H171V111L170 112H176ZM178 110V109H177ZM180 110V109H179ZM186 110V109H185ZM184 110V111H185ZM188 110V109H187ZM236 110V109H235ZM235 110H234V112H235ZM238 110V109H237ZM44 111V110H43ZM51 111V110H50ZM146 111V112H147ZM153 111V112H152ZM158 111V110H157ZM165 111V110H164ZM189 111V110H188ZM191 111V110H190ZM193 111V110H192ZM191 111V112H192ZM242 111V110H241ZM244 111V110H243ZM73 112V111H72ZM160 112V111H159ZM179 112H181V111H179ZM202 112V113H201ZM81 113H82V115H81ZM165 113V112H164ZM186 113H188V112H186ZM233 113V112H232ZM236 113V112H235ZM44 114V113H43ZM70 114H72V113H70ZM155 114H157V113H154V116H155ZM159 114V113H158ZM157 114V115H158ZM166 114V117H167V115L169 116V113L167 112V113H165ZM174 114V113H173ZM176 114V113H175ZM181 114V113H180ZM207 114V113H206ZM237 114V113H236ZM45 115V114H44ZM150 115V114H149ZM161 115V114H160ZM170 115H172V114H170ZM179 115V114H178ZM208 115V114H207ZM228 115H230V114H228ZM228 115H226V116H228ZM235 115V114H234ZM159 116V115H158ZM177 116V115H176ZM180 117H181V115H179ZM191 116V117H192ZM211 116H210V118H211ZM231 116V115H230ZM242 116H240L241 118H242ZM141 117V116H140ZM149 117H151V116H149ZM165 117V116H164ZM165 117V118H166ZM209 117V116H208ZM219 117V116H218ZM155 118V117H154ZM168 118V117H167ZM179 117H177V119H178ZM185 116H184V119H181V120H185ZM223 118V117H222ZM225 118V117H224ZM234 118H235V116H234ZM239 118V117H238ZM241 118H239L238 120L240 121V119ZM135 119V120H136ZM141 119V118H140ZM150 119V118H149ZM157 119V118H156ZM161 119V118H160ZM191 119V118H190ZM189 119V120H190ZM206 119V118H205ZM217 119V118H216ZM215 119V120H216ZM139 120V119H138ZM154 120V119H153ZM174 120V119H173ZM180 120V119H179ZM180 120V122H182ZM188 120V119H187ZM210 120V119H209ZM212 120H214L213 118H212ZM211 120V121H212ZM221 120V119H220ZM226 120V119H225ZM224 120V121H225ZM237 120V121H238ZM175 121H177V120H175ZM202 121V120H201ZM207 121H208V119H207ZM244 121V120H243ZM23 122V121H22ZM25 122V121H24ZM47 122V121H46ZM98 122H99V126H98V129H97V133H101L102 135H104V136H108V139H111V140H113L115 143L110 147V148H108L101 140H99L98 142H97V135L96 136H94L95 138H96V140L94 139V137L92 136V135H89V134H91V132L92 131H90V132H88L87 133V137L89 138V141H91L92 143H94V146H93V149H94V151H93V153L94 152H98V154L100 153V155L102 154V153H104L105 152V154L104 155H106L107 156V154H106V152L107 151H109V152H112V154H113V151L114 150H116L117 151V154H118V156H116V157H120L121 155H122V153H118V152H121V150H122V147L121 146H123L124 145V148L126 149V147H127V144H126V142H124L125 144H126V147H125V144L124 143H122V141H123V139L121 138V135H119V133H118V129H116L115 127H113V126H109L108 124H107V122H106V120L103 118V117H101V118H99L98 119ZM137 122V121H136ZM233 122H235V121H233ZM245 122V121H244ZM244 122H241V124L243 123L244 124ZM28 123V122H27ZM26 123V124H27ZM187 123V122H186ZM185 123V124H186ZM209 124V126H208V131H206V133H208V135H209V137H207V136H205V139H203V138H201V139H203V140H201L200 139V132H198L197 131V137H195L196 138V140L194 141V143H192L191 144V148H185V149H182V151H179L180 153H178L175 157H174V155H173V157L172 158H180L178 161L175 159L174 161H175V163H177V164H174V162L172 163V165L174 164L175 166H176V168L175 169H173V170H171V172L173 173H171V175H173L176 179V181L177 182H179V183H176V181L174 182V183H170L171 182V179H170V182H169V180H168V182L171 184L170 186H169V188H168V191H167V193L165 194L164 192L165 191H158L157 190V192H155V193H153V189L151 188L152 187V185H153V187H155V184H153V182L154 181H151V180H149V184H142L144 181L143 180H134V179H131V180H127V182L125 183V184H118L117 185V187H114L113 189H112V192H103V193H106V194H102V192H101V194L103 195H101L102 197L101 198H97V201H96V203L94 204L95 205V207H96V211L97 212H93L94 214H95V218H93L92 220L90 219L92 216L94 217V215H92L89 211H88V208L87 209H85L86 208V205L83 207L84 208V210H81L80 209V207H79V209L83 212H81L82 213V215H80L81 217L79 218V220H78V222L76 221H72V224H73V229H72V231H70V232H72V233H69L68 234V239H67V241L69 242L68 244H69V246H67V244H65L66 242H64V244H63V240H61V239H57V238H54L53 239V241H54V243H55V246L54 247H56V249H55V252H56V255H55V257H54V259L57 261L56 262V264L58 263V264H87V262L85 261V263L83 262V260L82 259H84V258H87L88 256H92V257H90V258H92L91 260H93V262L91 261V263H89V264H131L132 263V261L134 262V263H140L141 262V264H149L150 263V261H152V260H150V258H149V256H150V249H151V251L152 250H154V249H158L157 247L155 248V245H156V243H155V245H152V243L154 242V240H152V232L153 233H156V231H157V233L156 234H158V237L159 236H162L161 235V231L162 232H164V230H162L163 228H165V227H163L162 229H159V228H156L155 227V225H154V221H155V218H162L163 216H167L166 218L169 220L170 219V221H171V224H172V227H174V229H175V231H180V230H178V229H180V228H183L184 226H186V224H188L189 222H190V224H191V226H190V224H189V226H190V228L192 229V231L191 232H193L194 234H201V233H199V232H197V228L198 227H202V229H203V231H202V234H206V236H205V238L206 237H209V239H211V238H213L214 239V237L215 236H212L213 235V233L210 235V230H211V227H212V223L214 224V223H216L217 225V238L216 239H214L215 240V242L217 243V246H218V250H219V252H220V256L221 257H219V262L217 263V264H222V261H223V264H226V263H231V264H264V236H260L259 237V235L261 234V232L264 230H262L261 231V227H264V151H258V150H255V149H253L251 152H249V154H251L252 156H251V158H252V162H251V160H250V164L247 166V168H245V170L243 169V171H242V166L244 165L243 164V162L241 161V163L243 164H240L239 165V159H236V160H238V164L233 160V158H232V156L230 157L229 155H225L223 152H224V148L225 147H223L222 145L224 144H226V143H222V141L224 142V140H226V139H223L222 140V133L221 132H224L225 133V131L226 130H222V131H220L221 129H219L218 128V125L217 126H214L215 125V123L213 124V121L212 122H208ZM229 123V122H228ZM56 124V123H55ZM90 124V123H89ZM119 124H120V120H118L117 119V121H116V125H118L119 126ZM138 124H140V121L138 122ZM135 125L136 126V130H135V133H137L138 134V132H139V130H140V125L142 124H144V123H141L140 125ZM181 124H183V123H181ZM222 124V123H221ZM220 124V125H221ZM226 124V123H225ZM235 124V123H234ZM251 124V125H252ZM141 125V126H142ZM197 125V124H196ZM196 125H194V126H192V127H190L188 130L191 132V133H193V137H194V135H195V132H196V129H195V127H196ZM231 125V124H230ZM238 125H240V124H238ZM186 126V125H185ZM206 126H207V124H206ZM233 123H232V128H233ZM248 126V127H249ZM82 127V128H83ZM144 127V126H143ZM184 127V126H183ZM228 127H231V126H228ZM227 127V128H228ZM263 127V126H262ZM75 128V127H74ZM94 128H96V127H94ZM203 128V127H202ZM234 128H235V126H234ZM231 129V131H233V130H235V129ZM241 128H243V125H242V127ZM258 128H259V126H258ZM261 128V127H260ZM264 128V127H263ZM55 129V128H54ZM79 129H81V128H79ZM34 130H35V128H34ZM31 131L32 133H35L36 132V130L35 131ZM230 130V129H229ZM243 130H247V129H243ZM249 130V129H248ZM247 130V131H248ZM1 131V130H0ZM16 131H18V129L16 130ZM54 131V130H53ZM74 131V130H73ZM237 131V130H236ZM236 131H234L235 132V134H236ZM247 131H246V134H247ZM251 131V130H250ZM96 132V131H95ZM147 132V133H146ZM146 134L148 135V131L146 130ZM183 132V131H182ZM186 132V131H185ZM215 132H217L216 134H217V139H220L221 140V142H218V143H220L219 144V146H221V148H223L222 150V153L221 152H219V146H218V144L216 143V140L217 139H214L215 140V142L213 143V141H212V139L214 138L213 137V135H216L215 134ZM234 132H233V135H234ZM249 132V131H248ZM261 132H262V129H261ZM1 133V132H0ZM38 133H40V131H38ZM52 133V132H51ZM54 133V132H53ZM56 133V132H55ZM129 134H130V132H128ZM238 133V132H237ZM244 133V132H243ZM242 133V134H243ZM73 133H71V135H72ZM245 134V133H244ZM260 134V133H259ZM263 135H264V131H263V133H262ZM261 134V135H262ZM1 135H2V133H1ZM0 135V136H1ZM40 135V134H39ZM145 135V134H144ZM187 135H188V133H187ZM191 135L192 134H190V137H191ZM205 135V134H204ZM204 135H202V136H204ZM227 135V132L225 133V136ZM232 135V133H229L228 134V137H230ZM231 136L230 137V142L231 143H233V145H232V147L234 146V148L235 149H238L239 148V146H240V142L238 141L239 140V138H238V134H236L237 136ZM260 135V137H262L261 139L263 140L264 138H263V136H261ZM3 136V135H2ZM42 136H43V134H42ZM48 136V135H47ZM52 136V135H51ZM60 136V135H59ZM129 136H131V135H129ZM132 136H134V135H132ZM132 136L130 137V138H132ZM184 136H186V135H184ZM189 136V135H188ZM188 136H186V138L188 137ZM196 136V135H195ZM201 136V137H202ZM243 136V135H242ZM247 136V135H246ZM249 136H251V135H249ZM4 137V136H3ZM44 137V136H43ZM43 137H41L42 139L41 140H43ZM240 137V136H239ZM244 137H245V135H244ZM23 135L21 134V136L17 139V144H19V145H16L15 144V142L14 143H12V141H15V139H11L12 141H10L9 139H7V141L5 142L6 143V146H7V149L9 150L10 148V152H11V150H12V148L13 147H11L13 144H15L17 147H18V149H20L19 147H21V145H22V143H23ZM45 138H46V136H45ZM45 138H44V140H45ZM51 138H53V137H51ZM70 138V137H69ZM87 138V139H88ZM129 138V139H130ZM236 138H238V145H237V143H236ZM25 139V138H24ZM172 139H174V138H172ZM188 139H190V138H188ZM253 139H254V136H253ZM252 139V140H253ZM67 140H69V139H67ZM158 140V139H157ZM156 140V141H157ZM191 140V139H190ZM26 141V140H25ZM31 141V140H30ZM240 141H241V139H240ZM256 141V140H255ZM10 143V145L11 146H9V143ZM44 141H42V143H43ZM63 142V141H62ZM173 141H171V143H172ZM184 142H186V141H184ZM193 142V141H192ZM226 142V141H225ZM246 142V141H245ZM250 142V141H249ZM29 143V142H28ZM32 143H35V140H34V142H32ZM50 143V142H49ZM48 143V144H49ZM60 143L61 142H59V143H57V144H59V146L58 145H55V146H58V147H60L61 145H60ZM127 143H128V141H127ZM188 143V142H187ZM205 145L204 147L202 146L203 144ZM227 143H228V141H227ZM30 144V143H29ZM56 144V143H55ZM69 144V143H68ZM123 144V145H122ZM186 144V143H185ZM185 144H183V145H185ZM230 144V143H229ZM242 144V143H241ZM243 144H244V142H243ZM246 144V143H245ZM260 144V143H259ZM28 145V144H27ZM27 145H25L26 147H27ZM52 145V144H51ZM62 145H64V144H62ZM66 145V144H65ZM85 145H87V144H85ZM137 145V144H136ZM153 145H154V148H157L159 151H161V152H166L167 150H166V147L164 146V144L163 145H158V144H156L155 142H153ZM187 145V144H186ZM216 145L218 146V147H216ZM231 145V144H230ZM30 146H32V145H30ZM110 146V145H109ZM137 146H139V144L137 145ZM152 146V145H151ZM226 146H228V145H226ZM241 146H243V145H241ZM247 146V145H246ZM255 146V145H254ZM257 146V145H256ZM262 146V145H261ZM263 146H264V144H263ZM15 147V146H14ZM22 147H23V145H22ZM21 147V149H23ZM33 147V146H32ZM32 147H28L27 149H26V151L23 153V159L22 160H24V161H29V162H31V163H35L38 159H33V158H35V157H37V155L39 154H37V155H34L32 152H34L35 153V151L33 150L32 151ZM51 148L52 147H54V146H50ZM58 147H55V148H58ZM66 147V146H65ZM69 147H71V146H69ZM142 147V146H141ZM146 147V146H145ZM145 147H142V149H144ZM149 147V146H148ZM188 147V146H187ZM201 147H203V148H201ZM230 147V146H229ZM238 147V148H237ZM68 148V147H67ZM170 148V147H169ZM175 148V147H174ZM184 148V147H183ZM207 148V149H206ZM228 148V147H227ZM231 148V147H230ZM241 148V147H240ZM247 148V147H246ZM68 149H70V148H68ZM171 149V148H170ZM180 149V148H179ZM190 149H192L191 151H190ZM193 149H194V151H193ZM217 149V150H216ZM226 149V148H225ZM38 150V149H37ZM36 150V151H37ZM61 150V149H60ZM107 150V151H106ZM128 150H130V149H127V151ZM149 150H151V149H147V152H145L147 155H149V157H150V153H149ZM175 150H177V148L175 149ZM244 150V149H243ZM8 151V152H9ZM41 151V150H40ZM49 152V156H51L52 157V155H56V152L54 151V149L52 148V149H50V150H48ZM56 151H57V149H56ZM115 151V152H116ZM172 151V150H171ZM231 151V150H230ZM6 152V151H5ZM10 152H9V154H10ZM131 151H129V153H130ZM175 152V151H174ZM173 151H172V154L174 153ZM227 151L225 150V153H226ZM236 152V150L234 151V153ZM244 152H247V151H244ZM7 153V152H6ZM11 153H13V151L11 152ZM47 153V154H48ZM53 153V154H52ZM123 153H125L126 154V152H124L123 151ZM131 153H133V151L131 152ZM137 153V152H136ZM135 153V154H136ZM228 153V152H227ZM231 153H233V152H231ZM230 153V154H231ZM233 153V154H234ZM8 154V155H9ZM134 154V153H133ZM144 154V153H143ZM142 154V155H143ZM157 154H160L161 155V153H158L157 152ZM171 154V155H172ZM229 154V153H228ZM232 154V155H233ZM237 155H238V153H236ZM239 154H240V152H239ZM248 154V153H247ZM248 154V155H249ZM13 155V154H12ZM95 156H96V153L94 154ZM115 155V154H114ZM114 155H113V157H114ZM136 155H138V154H136ZM141 155V154H140ZM141 155V156H142ZM235 156V158L237 157L238 158V156ZM14 156H15V153H14ZM13 156V157H14ZM91 156V155H90ZM92 156H93V154H92ZM90 157V159L89 160H91V158H92V160H94L93 159V157ZM109 157H112V156H110V155H108ZM244 156V155H243ZM245 156H247V155H245ZM2 157V156H1ZM50 157V158H51ZM108 157V158H109ZM122 158H123V155L121 156ZM140 157V156H139ZM144 157H145V155H144ZM158 157H159V155H158ZM162 157H164V159L162 160V164H163V161L165 162V165H166V163H170V162H172L173 161V159H171L172 161H166V159L165 158H167V157H165V155H162L161 156V158ZM5 158V157H4ZM11 158V157H10ZM96 159L98 158V155H97V157H95ZM107 158V157H106ZM115 158V157H114ZM118 158H116L115 160H117ZM161 158H159V160L161 159ZM247 158V157H246ZM249 158V157H248ZM26 159V160H25ZM99 159V158H98ZM97 159V160H98ZM101 159H104V158H100L99 160L100 161H98V163H100V162H103V161H101ZM148 159V158H147ZM250 159V158H249ZM5 160V159H4ZM4 160H3V158H0V173L1 174H3L2 176H5L6 174H12L13 175V171L11 172L10 170L13 168L12 166H7L6 165V163L4 162ZM8 160H9V158H8ZM7 160V161H8ZM87 161L85 164H87V163H95L96 164V162L94 161ZM109 161L111 160L110 158L108 159ZM107 160V161H108ZM122 160V159H121ZM206 160H207V163L205 164V162H206ZM208 160H209V162H208ZM248 160V159H247ZM9 161H11V160H9ZM15 161V160H14ZM14 161H12V162H14ZM106 161V162H107ZM118 161V160H117ZM148 161V160H147ZM237 164L236 165V167L238 166V167H240L238 170H239V172H237V169H236V167L234 168V166L235 165H233V163L234 162ZM63 162V161H62ZM245 162V161H244ZM90 163H89V169H91L90 168ZM105 162H103V164H104ZM116 163V162H115ZM214 164L216 167H215V169H213V171H210V169L211 168H214V167H210L209 166V164ZM124 164V163H123ZM147 164H148V162H147ZM157 164H160V163H158L157 162ZM162 164H160V166L162 167ZM246 164V163H245ZM44 165V164H43ZM100 165V164H99ZM125 165V164H124ZM164 165V166H165ZM168 165V164H167ZM213 165V166H214ZM88 166V165H87ZM101 166V165H100ZM99 166V167H100ZM104 166H106L105 164L104 165H102V167H104ZM133 166V165H132ZM146 166V165H145ZM145 166H143L144 168H145ZM160 166H158V167H160ZM9 167L11 168V169H9ZM93 167V166H92ZM116 167H118V166H116ZM139 168H140V165L138 166ZM142 167V166H141ZM142 167V168H143ZM161 167L158 169V171L157 172H159L160 171V169H161ZM180 167H184V170L183 169H181ZM209 167H210V169H209ZM94 168H95V166H94ZM112 168V167H111ZM111 168H104L105 170H107V169H111ZM120 168V167H119ZM133 168V167H132ZM141 168V169H142ZM144 168L142 169V170H144ZM163 168V167H162ZM168 168H171V166H168ZM15 169V168H14ZM14 169H12V170H14ZM78 169L79 168H77L76 170V174L78 173ZM88 169V170H89ZM98 169V168H97ZM121 169V168H120ZM130 169V168H129ZM140 169V170H141ZM164 170H165V168H163ZM179 169H181V171L179 170ZM241 169V170H240ZM94 170V169H93ZM109 170H107V171H109ZM147 170V169H146ZM162 170V169H161ZM166 170H168L167 168H166ZM183 170V171H182ZM7 171H10V172H7ZM92 171V170H91ZM107 171L106 172H104V173H102V171H101V174H107ZM118 171V170H117ZM117 171H115V172H117ZM122 171H123V169H122ZM122 171L120 170L119 171V173H118V176H120V174L122 173ZM130 171V170H129ZM129 171H128V175L130 176V174L131 175H133L132 173H131V171H130V174H129ZM217 171V175H216V172ZM242 171V172H241ZM79 172H81V174H77V175H82V177H83V180L84 181H86L85 179H84V177L86 178L87 176H88V173H87V176H86V170L84 171V170H80L79 169ZM89 172V171H88ZM94 172V171H93ZM92 172V173H93ZM121 172V173H120ZM125 172V171H124ZM161 172V171H160ZM168 173H169V171H167ZM166 172V173H167ZM92 173L90 172V174H91V177L93 176L92 175ZM95 173V172H94ZM97 173H98V171H97ZM94 174V175H97V176H101V175H98V174ZM109 173V172H108ZM114 173V172H113ZM112 173V174H113ZM134 173V172H133ZM161 173H163V172H161ZM167 173V174H168ZM19 174V173H18ZM90 174H89V177H90ZM126 174V173H125ZM142 174H143V172H142ZM165 174V173H164ZM166 174V175H167ZM52 175V174H51ZM108 175V174H107ZM109 175H110V173H109ZM108 175V176H109ZM115 176L117 175V174H114ZM136 175V174H135ZM148 175H150V174H147L146 173V176H148ZM171 175H170V177H171ZM49 176H50V174H49ZM104 176V175H103ZM108 176H107V178H108ZM112 176V175H111ZM117 176V177H118ZM137 176H138V174H137ZM172 176V177H173ZM53 177H55V176H53ZM94 177V176H93ZM92 177V178H93ZM106 177V176H105ZM104 177V178H105ZM114 177V176H113ZM164 177H165V175H164ZM173 177V178H174ZM21 178V177H20ZM50 177H48V180L50 181V179H49ZM80 178V177H79ZM98 178V177H97ZM122 178V177H121ZM120 178V179H121ZM124 178H128V177H125L124 176ZM124 178H122V179H124ZM149 178V177H148ZM172 178V179H173ZM54 179H57V178H54ZM53 179V180H54ZM72 179V178H71ZM88 179V178H87ZM95 179V178H94ZM126 179L124 180V182L126 181ZM166 179H168L167 177H165V180ZM215 179H216V181L217 182H215ZM39 180V179H38ZM41 180V179H40ZM77 180V179H76ZM101 180H102V177H101ZM105 180V179H104ZM108 180V179H107ZM161 180H164V178H162ZM164 180V181H165ZM19 181V180H18ZM31 181V180H30ZM34 181V180H33ZM79 181V182H78ZM119 181V180H118ZM121 181V180H120ZM167 181V180H166ZM39 182V181H38ZM51 182V181H50ZM96 182V181H95ZM106 182V180L103 182L102 181V183H105ZM163 182V181H162ZM30 183V182H29ZM28 183V184H29ZM49 183V182H48ZM47 183V184H48ZM75 183V185H78L79 184V186H80V180H77V183L78 184H76V182H74ZM86 183V182H85ZM88 183V182H87ZM108 183V182H107ZM111 183H112V181H111ZM152 183V184H151ZM155 183V182H154ZM26 184V183H25ZM32 184V183H31ZM54 184V188H55V190L56 191H58L59 190V188H57L56 189V186H57V184H59V182H57V184H56V182L55 183H53ZM53 184L51 183V185L53 186ZM55 184H56V186H55ZM156 184H158L157 182H156ZM63 185V184H62ZM86 185V184H85ZM105 185V184H104ZM148 185L150 186V188H148ZM8 187V184L7 185H5V187ZM27 186V185H26ZM29 186H31V185H29ZM42 186V185H41ZM52 186H51V188H52ZM59 186V185H58ZM57 186V187H58ZM74 186V185H73ZM79 186H77L78 188H79ZM88 186H90V184L88 185ZM123 186H125V187H123ZM24 187V186H23ZM28 187V186H27ZM45 187H47V186H45ZM44 187V188H45ZM61 187V186H60ZM84 187V186H83ZM92 186H90L89 188H91ZM95 187V186H94ZM119 187H122V188H119ZM26 188V187H25ZM29 188V187H28ZM44 188L42 189V190H44ZM48 188V187H47ZM46 188V189H47ZM69 188V187H68ZM75 188H76V186H75ZM78 188H76L77 190H74V191H72L71 192V190L72 189H70L69 191H70V194L72 195L73 194V197L74 196H76V198L77 197H80V196H82V193H80V191L78 190ZM81 188V187H80ZM79 188V189H80ZM97 188V187H96ZM19 189H22V187L21 188H19ZM62 189V188H61ZM22 190H25L24 188L22 189ZM38 190V189H37ZM40 190H41V188H40ZM93 190V189H92ZM91 190V191H92ZM101 190H102V188H101ZM129 190H131V192H132V190H134L135 191V194L137 195V194H143V196H144V200L143 201H141V202H133V205H131L130 203H129V201H127V197H128V192H129ZM10 191V190H9ZM29 191H30V189H29ZM29 191H28V193H29ZM44 191H46V194H47V190H44ZM53 191V190H52ZM81 191H86V188H85V190H81ZM105 191V190H104ZM41 192V191H40ZM54 192V191H53ZM93 192V191H92ZM97 192V191H96ZM99 192H100V190L98 191V194H99ZM21 193H22V191H21ZM24 194H25V191L23 192ZM87 194H85V195H83L82 197H84V196H86L87 195V197H88V193H90V190H89V192L87 191L86 192ZM38 194V193H37ZM44 194V193H43ZM48 194H49V192H48ZM92 194V193H91ZM97 194V196H100V194L98 195ZM21 195V194H20ZM57 195H58V193H57ZM56 195V196H57ZM60 195V194H59ZM123 195H124V197H123ZM62 196V195H61ZM70 196V195H69ZM96 196V197H97ZM39 197V196H38ZM41 197V199H43L42 198V196H40ZM39 197V198H40ZM54 197V196H53ZM91 198H90V200H92V196H90ZM104 197V198H103ZM24 198V197H23ZM70 198V197H69ZM76 198L73 200V201H70L69 200V202L71 203L70 205L69 204H66L68 207H70V208H74V206H75V204L76 203H74V202H76ZM134 199H136L135 197H133ZM1 199V198H0ZM4 199V198H3ZM2 199V200H3ZM25 199V198H24ZM38 199V198H37ZM37 199H36V201H37ZM71 199V198H70ZM88 199H89V197H88ZM96 199V198H95ZM94 199V200H95ZM133 199V200H134ZM178 199L179 200H181V201H184V203H183V205L185 204V209L184 210H180L179 209V205H177V203H178ZM39 200V199H38ZM48 200V199H47ZM46 200V201H47ZM52 200V199H51ZM50 200V201H51ZM90 200H87L86 199V204H88V203H90L91 204V202H94V201H91L90 202ZM5 201V200H4ZM21 201H23V200H21ZM40 201V200H39ZM45 201V202H46ZM49 201V202H50ZM52 201H54V200H52ZM105 201H108V202H112V204H107V203H104ZM6 202V201H5ZM27 202V201H26ZM44 202V203H45ZM63 202V201H62ZM85 202L83 203H81L80 205H83V204H85ZM4 203V202H3ZM2 203V204H3ZM23 203H25V202H23ZM51 203V202H50ZM61 203V202H60ZM2 204H0L1 206H3ZM5 204V203H4ZM46 204V203H45ZM54 204H55V202H54ZM89 204V205H90ZM179 204H180V202H179ZM182 204V203H181ZM180 204V205H181ZM6 205V204H5ZM4 205V206H5ZM47 205H48V203H47ZM58 205V204H57ZM65 205V204H64ZM66 205H65V207H66ZM121 205V206H120ZM25 206H26V204H25ZM62 206V205H61ZM90 206H92L93 207V204L92 205H90ZM8 207H10V205L8 206ZM28 207L30 208V206H29V204H28ZM51 207V206H50ZM53 207V206H52ZM76 207V206H75ZM92 207H89V208H92ZM181 207V206H180ZM62 208V207H61ZM82 208V209H83ZM184 207H182V209H183ZM6 209V207L4 208V210ZM8 209V208H7ZM10 209V208H9ZM8 209V210H9ZM63 209H64V206H63ZM67 209H69V208H67ZM78 209V210H79ZM3 210V209H2ZM1 210V211H2ZM22 210V209H21ZM74 210V209H73ZM79 210V211H80ZM7 211V210H6ZM26 211V210H25ZM15 212V211H14ZM88 212L90 213V216H88L89 214H88ZM80 212H78L77 214H79ZM80 213V214H81ZM0 214H1V212H0ZM3 214V213H2ZM8 214V213H7ZM11 214H13V212L11 213ZM156 214H159V217L156 215ZM19 215V214H18ZM21 215V214H20ZM23 215V214H22ZM156 215V217L154 218V216ZM260 215V219L262 220V226H259L258 227V222H256V216L258 217ZM84 216V217H83ZM187 216H191L188 220L186 219V217ZM11 217V216H10ZM84 218V222H82L80 219L81 218ZM90 217V218H89ZM2 218V217H1ZM83 218H82V220H83ZM239 218H240V221H238L239 220ZM156 219V220H157ZM232 219H235V221H233ZM9 220V219H8ZM30 220V219H29ZM36 220V219H35ZM75 220H77V218L75 219ZM159 220V219H158ZM164 220V219H163ZM260 220V221H261ZM6 221V220H5ZM5 221H3V222H5ZM35 222V221H34ZM159 222V221H158ZM163 222V221H162ZM170 224V223H169ZM0 225H2V224H0ZM161 225V223L158 225V226H160ZM164 225V224H163ZM252 225H254V228L256 229V230H258V232H256L257 234H254L255 233V231L254 230H252L253 229V226ZM168 226H166V229H168V231L169 230H171V229H169V228H167ZM251 227H252V229H251ZM7 228V227H6ZM190 228H188V229H190ZM213 228H214V226H213ZM8 229V228H7ZM152 229H153V231H152ZM187 229V230H188ZM190 229V230H191ZM199 229V228H198ZM215 229V228H214ZM249 229L251 230V233L253 234V237H251V235H249L248 233V231H249ZM189 230V231H190ZM166 233H168V232H166ZM172 234V233H171ZM177 234V233H176ZM201 234V235H202ZM2 235V234H1ZM70 235V236H69ZM73 235V236H72ZM165 235H167V234H165ZM164 234H163V236H162V238H164V236H165ZM173 235H175V234H173ZM4 236V235H3ZM203 236V235H202ZM59 237V236H58ZM171 237V236H170ZM197 237H199V236H197ZM6 238V237H5ZM7 239V238H6ZM153 239H154V237H153ZM155 239L157 240V238L155 237ZM160 239H161V237H160ZM166 239H167V236H166ZM165 239V240H166ZM171 239V238H170ZM204 239V238H203ZM23 240V239H22ZM155 240V241H156ZM162 240V239H161ZM212 240V239H211ZM9 240H7V242H8ZM153 241V242H152ZM213 241V240H212ZM26 242V241H25ZM24 242V243H25ZM164 242V241H163ZM166 242V241H165ZM4 243V242H3ZM19 243V242H18ZM158 243V242H157ZM167 243V242H166ZM182 243V242H181ZM201 243V242H200ZM10 244V243H9ZM78 244H81V248H85L86 250H89V253H91V254H89L88 256L86 255V257H84L83 258V256H82V259H80L82 262H80L79 260H76V253L73 251V250H70V246L72 245H75V248H76V246ZM159 244H161L160 242H159ZM11 245V244H10ZM54 245V244H53ZM165 245V244H164ZM1 246V245H0ZM79 246V245H78ZM83 246V247H82ZM157 246V245H156ZM5 247V246H4ZM6 247H7V249H8V247H10V246H8L7 244H6ZM13 247V246H12ZM40 247V246H39ZM74 247V246H73ZM158 247H160V248H162L160 245L158 246ZM204 247V246H203ZM1 248V247H0ZM11 248V247H10ZM33 248H35V247H33ZM75 248H74V250H75ZM81 248H79V249H77V250H81V251H78V252H82L83 253V251H82V249ZM166 248H168V246L166 245ZM179 248V247H178ZM208 248V247H207ZM212 248V247H211ZM3 249V248H2ZM37 249V248H36ZM85 249H83V250H85ZM213 249V248H212ZM41 250V249H40ZM76 250V251H77ZM159 250V249H158ZM161 250V249H160ZM179 250V249H178ZM28 251V250H27ZM169 252H170V250H168ZM168 251H165V252H168ZM212 251V250H211ZM8 252V251H7ZM10 252V251H9ZM38 252H39V250H38ZM38 252L37 251H31V252H29V253H27V256H26V258L28 257V259L27 260H29L30 262H31V264H36L37 262L36 261H34V260H36V256H37V254H38ZM42 252V251H41ZM160 252V251H159ZM164 251H163V254L165 253ZM4 253H6V252H4ZM150 253V254H149ZM171 253H173V252H171ZM11 254V253H10ZM17 254V253H16ZM19 254V253H18ZM41 254H43V255H46L47 253L45 252V251H43ZM41 254H38V255H41ZM79 254V253H78ZM160 254V253H159ZM166 254V253H165ZM48 255H51V254H48ZM161 255V254H160ZM78 256V255H77ZM182 256V255H181ZM22 257V256H21ZM35 257V258H34ZM38 257H40V256H37V261L40 263V260H39V258ZM44 257H46V256H44ZM48 257V256H47ZM183 257V256H182ZM211 258H212V255L210 256ZM209 257V258H210ZM10 258V257H9ZM25 258V259H26ZM41 258H43V256L41 257ZM40 258V259H41ZM78 258V257H77ZM81 258V257H80ZM132 258V259H131ZM154 258V257H153ZM155 258H156V256H155ZM178 258H180V257H178ZM214 258V257H213ZM217 258H218V256H217ZM12 259V258H11ZM44 259V258H43ZM47 259V258H46ZM49 259V258H48ZM79 259V258H78ZM132 261H131V260ZM158 259V258H157ZM157 259H155V260H157ZM191 259H192V256H191ZM6 260V259H5ZM86 260V259H85ZM209 260V259H208ZM21 261V260H20ZM23 262H27L26 260L24 261V260H22ZM28 261V262H29ZM42 261V260H41ZM45 261V259L43 260V262ZM47 261V260H46ZM50 261V260H49ZM90 261H88V262H90ZM168 262H169V260H167ZM190 261V260H189ZM7 262V261H6ZM9 262V261H8ZM8 262H7V264H8ZM10 262H11V260H10ZM9 262V264H12V263H10ZM22 262V264H24ZM51 262V261H50ZM50 262H48V264H50ZM54 262V261H53ZM106 262V263H105ZM153 262V261H152ZM157 262V261H156ZM155 262V263H156ZM164 262H165V260H164ZM179 262V261H178ZM178 262H177V264H178ZM38 263V264H39ZM52 263V262H51ZM154 263V264H155ZM160 263V262H159ZM171 263V262H170ZM176 263V262H175ZM3 264V263H2ZM21 264V263H20ZM30 264V263H29ZM46 264V263H45ZM151 264V263H150ZM167 264V263H166ZM172 264V263H171Z\"/></svg>",
	"mask_w": 264,
	"mask_h": 264
}]
</instances>
